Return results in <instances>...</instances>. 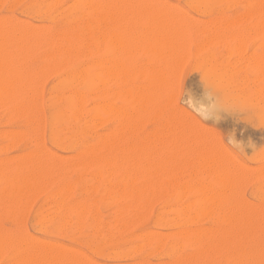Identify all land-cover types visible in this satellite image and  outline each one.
<instances>
[{
    "label": "rangeland",
    "instance_id": "1",
    "mask_svg": "<svg viewBox=\"0 0 264 264\" xmlns=\"http://www.w3.org/2000/svg\"><path fill=\"white\" fill-rule=\"evenodd\" d=\"M44 1H46V2H44ZM53 1H54V3L52 4ZM106 1H107V4H106L107 14L110 16H113V21H114V18L118 19L119 17L124 16V15L127 16V18H125V19H128L127 21L131 20L128 17L129 15H130V18H131V16H135V15L137 16L138 15V16L142 17L144 20H149V19H151V13H152V15L156 16V18L161 17V18H164L165 20H167V18H169V20L172 19V22H174V21H175V23L177 22L180 26H178V28L176 27L177 28L176 32L178 33V35L181 34L180 37H182V35L184 36V39H181V38L179 39V37H178V39L174 38V40L184 41L181 44L182 49H183V51H182L183 56L180 57V55H179L180 59L178 58V56H175L176 52L178 53V51H176V50H178V48L174 47V48H177V49H175V53H174V51H172L174 56L179 59V61H177L178 59L176 60L177 61L176 64L173 62V59H176V58L172 57L173 58L172 59L170 57V56H173V55L169 54V53L172 54L171 49H170V52L167 53L169 55V58L167 57V54L166 55L164 54L165 59L166 60L168 59L167 60L168 62L164 61L165 64H169L170 58L172 59L171 62H173L175 64L174 66H171V64H173V63L168 65V66H171L170 70L168 68H166L167 66L163 63V61L161 62V63H163V65H161V64L160 65L164 69H161L162 67L159 69V67H160L159 55H160V58L163 57L161 55L162 53L158 54V56L157 55L155 56V57H158L157 59H154L155 61L158 60L157 61L158 72H159V70H163V72L162 71H160V72H162V74H164L163 75L164 78H163L161 76L162 74L160 73L161 75H159V73H158V75L161 76V78H162V80H161V78H159L162 81V83H161V81L159 80V83L163 84V82H164L165 85L164 84H163V86L161 85L162 87L159 86L160 84L154 85V83H156L157 80L155 82L153 81L154 79L151 80V81H153V85L155 87H157L158 90L155 87H153L152 84L151 85L153 87L152 88L153 90L150 87L151 85L149 86L150 90L149 89L148 90H149L150 94H151V90L154 93L156 92L155 94L152 93V96L150 95L151 100H153V101L149 100L150 97H148L147 100H145L144 102L142 101L144 103V105L141 102V105L139 107L141 108L142 105H143V107L141 109L139 108L140 111L137 114L133 113L131 111L132 110L131 104L129 106L126 105V107H125V104H129V103H128V101H126L127 103L124 102L125 99L122 101V99H123L122 97L126 98L125 97L126 95L125 96L122 95V92H121L123 90L122 85L124 86V88L125 87L134 88L133 85L137 83L136 81H138L139 83L134 85L135 87L140 84V81L142 83V80L144 82L146 80V82H147L150 78L151 79L152 78L157 79V77H151L150 76L151 72H148V70H150L151 68H149L148 70H145L148 72V75L150 74L149 75L150 77L149 78L145 77V75H147L145 73H147V72L144 71V67H146V65L153 63L152 61H150V58H148V56H150V54H152V53L147 54L146 52L148 50L145 51L146 48H144V46H141L144 48V49L143 48L141 49V47H140L141 44H138V46H139L138 48L136 45V49H135V47H133L134 48L133 49L132 45L133 44L135 45L137 43L135 41V38H133V41H135L136 43L133 41H130L132 39L131 35H133L134 33L131 32L130 33L131 35H129V33L126 30H124V32L125 33L127 32L128 34H124V32H123V34H124L123 37L127 36V38H129L128 37V35H129L131 38V39L129 38L130 39L129 41L133 42V44L131 45L129 43V41L127 40L129 45L131 46L130 51L131 52L135 51V53L130 52L132 54V57L130 60L128 59L129 67H132L134 65L137 69H140L143 67L142 68L143 73H142V70L140 69L142 76H141L140 72L137 75L131 74V72L133 73V72L137 71L135 69V67H133L132 69L126 68L128 70H131V71H129V73L131 75L129 73L123 71V70H126L124 68L122 71L120 70V69H122V67H124L125 64H127V61L124 62V58H126L128 56L127 52H128V49L130 47L129 46H128L129 48L123 47V50L121 48L122 51H124V52L126 51L125 53L123 52L126 56L124 54H122L124 56H121V57H120V55L122 52L121 53L116 52L114 50H116L117 48H114L113 51L115 53H113V55L115 56V54H116V56H117V53H118L119 54L118 58L120 57V60H122V61H120L117 58L118 61L124 62V65L122 63H120L123 65L121 68L119 67L120 66V64H119L118 70L121 74L124 72L125 79H124L123 75L119 76V78L121 77V81L118 78H116V76H115V78L112 77L111 78L112 80L116 79V80H113L114 82L116 81L114 83L110 79V77L113 73H111V75H110V73L105 72V75L107 76V81L105 82L102 79L103 74H101V73L99 74V71H98L99 69L95 66L98 64L96 61H97V58L100 57V55H101V57L103 55V57L106 58L105 56H107V55H105V54H107V50H106L105 54L103 53V50L105 51V49H106L105 47H104V49L101 46H100L101 49L98 48L99 50L102 51V53L99 50H95V49H97V42H99V41L95 40V42H94V39H93L91 45H92V47H96V48L93 49L89 45L91 40H92L91 38L93 36L87 35L85 37L84 36L85 34H82L83 29H80V25H83L86 27L87 25H89L86 23H89V22L91 23L94 20H95L94 21L95 24L99 22L98 21L99 18L97 19V16L99 17V15L102 14L101 13L102 9H100L99 6H102L103 4L105 5V3H104L105 0H100V1L99 0H86V1L84 0L85 3L83 2V0H16V1L15 0H0V22L2 23V26H3V27L2 26H0V27H2L3 30L6 29V27H7L6 30L8 31V33L6 31V34H5V32H4L5 30L3 31L1 28V31L4 32L2 34H4V36L7 35V39H6V36L4 37L2 34H0L1 37L2 36L4 37V38L2 37V39H4V40H2V39H0V40L2 42L6 41V40L8 42H10V40L12 39L10 42L11 45H13V43L15 44V42L17 43L19 41L21 43V45H19L17 43L19 45V48H17L18 45H17V47L15 45L14 46L10 45V47H9V45H8L9 43L7 41L5 42L6 44L2 43L0 41L2 43L1 44L2 46L4 44L3 48L5 47L7 49V52H5L6 49L2 48L4 53L5 54L8 52L10 53V55H8L9 53L4 55V57L8 55L9 57H7V58H9V60H10V64H8L10 66L7 65L9 72L8 71L7 72L10 73L12 71V70H10V68L12 69L13 67H15L13 69V72H11V73H13V74L18 73V75L16 74V76H18L19 78H20L19 75L22 76L24 74L23 76L26 78L25 79L22 76V78L19 79L20 80V82H19L18 78L15 77V74H14V78L17 81L12 77L11 73L9 76V74L7 75V72L5 73L4 70L2 71L7 76L12 77L11 81H13V79H14V82H16V83L12 82L11 83L12 86H15L17 83H20V85L19 84L16 85V87L18 86L17 88L15 87L16 90L15 89L10 90L11 94H12L10 97L14 101L11 99L10 100L13 102L9 103L10 100H8V98H10V97L8 96V98H7V94L10 95L9 91H8V93L5 92L6 93L5 96L7 99L4 101V104L2 102H0V177L2 179L5 177V180L4 179L2 180L0 178V264H10V263L11 264H13V263L14 264H24V261H25V264H35V263L36 264H40V263L41 264H47V259H48V264H51L52 262H53L52 264H56V263L60 264L61 261H64L61 264H65V260H67L66 263H69V262L72 263L73 260L75 261L76 257L79 258L77 260H80L79 261L80 263L74 262V264H84V262L87 264H178V262H177L178 259L180 260L181 264H185V261H186V264H193L192 262H194V264H203L204 262L207 263V261L210 258L211 259L208 262L209 264H227L228 262H229V264L230 263L236 264V262L238 260H239L238 263H240V261H241V264H242L243 262L245 263V258L248 260V262H246L247 264L248 263L249 264H264V244H263L264 243V177H263L264 171H263V173L261 172L262 168L264 169V166H263L264 165V102H262V101H264V58H263L264 57L263 56L264 55V28L262 29L259 25H255L256 21L258 22V20H260L262 17V16L260 17V15L262 14V10L264 8L263 7L264 6V0H261V1L259 0V4H258V0H220V1L218 0L219 2L217 0H215V1L209 0L207 3L210 6H208L207 3H205V1H202V0H193V1H191V0H140V1L139 0H118V1L115 0L116 3L117 2L118 3L115 4L117 6H114L113 8L109 5L110 0H106ZM127 1L128 2L129 1L130 2L135 1L134 4L135 5L137 4V7L135 8V5L133 4V2H132V6L134 8L132 6H127V3H126ZM137 1L140 3L141 2L143 3L141 10H137V8L139 6H141V5H139V3H136ZM189 2H191V3H189ZM193 2H194V4H192ZM196 2L197 3L199 2V4H197ZM213 2H217V3L213 4ZM70 3H73V4L70 5ZM74 3H75V5H74ZM114 3L115 2L112 0V4H114ZM251 3H253V5ZM261 3L263 5H261ZM85 4H86L87 8L88 7L90 8L91 7L90 5L92 4V6H93V8L91 7L92 16H91V12H88V9H86ZM200 4H204V5L202 6ZM254 4H256V5H254ZM79 5H80V7H79ZM95 5H97L98 7ZM130 5H131V3H130ZM206 6H208V7H206ZM258 6H259V10H258ZM83 7L86 9V10L84 9V12H83L84 14L82 13ZM96 7H97V9L95 10ZM254 7L257 9V11L259 13L261 11L260 15ZM42 8H44V10ZM58 8H60V10H58ZM251 8H252V10H250ZM260 8H262V9L260 10ZM91 9H89V11ZM151 9H153L154 11H155V9H156V11L159 9V11L158 12L155 11L156 13H154L155 14L154 15L153 11L151 12ZM253 9L258 13L256 16H253L254 14H256L255 12L253 13V11H254ZM96 12H97V14H96ZM250 12H252L253 15H251ZM80 13H82V15H80ZM252 16L255 18H253ZM87 18H88V21H87ZM257 18H258V20H257ZM89 19H90V21H89ZM164 19H163V21L165 22ZM160 20L162 21V19H160ZM253 20L255 21V22H253L254 25L252 24ZM107 21L108 20H106V22H105L106 23L105 27L109 28V26L107 25L109 23ZM260 22H262V21H260ZM30 23H32L31 24L32 28L35 27V30L41 26V28L36 30V33L38 32L37 34L35 33V31L33 32V34L34 33L36 34L35 39H34L35 43L32 41L33 38H31V39L29 38V37L34 36V35H32V31L31 32L29 31ZM168 24L166 23V25H168ZM25 25L26 26L29 25L28 26L29 28L26 27ZM78 25H79V27H78ZM21 26L22 27L25 26L26 28H28V31L32 36L31 35L29 36V34L24 35L26 33V32H24L25 28H23L22 30H18V28L21 29ZM168 26H167V28H168ZM173 26H177V25H172L169 27H172L171 29L174 28L173 30H175V27H173ZM32 28H30V30ZM108 28H107V30H109ZM41 29H43V30H41ZM9 30H10V33H9ZM32 30H34V29H32ZM77 30L80 33H78ZM132 30H134V28ZM168 31H170V30H168ZM168 31L166 29L165 32L167 33ZM19 32H21V33L18 34ZM39 32L42 33L43 35L42 34L40 35ZM68 32H69V34H68ZM12 33H13L14 37H15V35H16V37L19 36L18 38L21 37L22 41L20 39H16V37L14 38L12 36ZM44 34H46V36ZM58 34H60V35H58ZM79 34H80V36H79ZM168 34H171V33H168ZM38 35L40 36L39 38H38ZM62 36L64 37V39ZM81 36L82 37L84 36L85 38L84 37L81 38ZM24 37H26V39L28 40L29 43L27 42V40H24L25 42L23 41ZM45 37H47V40ZM79 37L81 38V41L84 43H87V41H88L89 44L85 45L87 47L89 46L88 48H86L84 45H82V48H80V45L82 44V42L79 40L80 39ZM134 37H135V34H134ZM36 38H37V40H36ZM65 39H66V41H65ZM84 39L86 40V42L84 41ZM17 40H19V41H17ZM57 41H58V44H60V45L57 44ZM53 42H54V44H53ZM25 43H26V46H25ZM33 43H34V45H33ZM23 44L26 48H23L24 47ZM35 44L37 45V47ZM65 44H66L67 48H64V52L67 51V52L71 53L73 57L70 54H66V53H65V55H63L64 54L63 47H66ZM69 45L73 46V48L72 47L68 48ZM125 45L127 46V44H125ZM27 46L28 47L30 46V47L28 48ZM47 46H48V48H47ZM56 46H58L57 49H56ZM61 46H62V48H61ZM171 46H174L173 43L171 44ZM15 47H16V50H15ZM51 47H52V51H51ZM53 47L56 51L53 49ZM83 47H85L86 50ZM10 48L13 49V50H11L12 53L10 52ZM27 48L30 51H28ZM78 48L80 49V51H78L79 50ZM21 49H24L25 52ZM65 49H68V50H65ZM70 49H72V51ZM74 49H76V51L78 53L76 51H74ZM81 49H83L84 51H87L86 52L87 56L85 58H83L85 54H83V55L81 54V53H84V51L83 50L81 51ZM92 49L95 50V52H97V53L94 54ZM125 49H127V50H125ZM14 50H15V52H13ZM21 51H23L22 54H18L19 52L21 53ZM118 51H120V50L118 49ZM179 51H180V49H179ZM16 52H18V53H16ZM99 52H100V54H99ZM165 52H166V50H165ZM109 53H110V51H109ZM11 54L16 55L15 58L13 56V58L16 60L11 59L12 58ZM128 54H129V52H128ZM44 55H46L45 59L43 58ZM49 55H51L52 57ZM113 55H112V57H113ZM21 56H23L22 57L23 59L21 58V60H20ZM74 56H75V58H74ZM108 56H109V54H108ZM108 56H107V58H108ZM116 56L114 57V59L116 58ZM16 57L19 59L17 60ZM129 57H130V54H129ZM164 57H163V59H164ZM93 58L94 59L96 58L95 63H97V64H95L93 62L94 61ZM99 59L101 60V58H99ZM58 60H60V61H58ZM126 60H127V58H126ZM151 60H153L152 57H151ZM6 61L9 63L8 59H6ZM148 61H150V62L148 63ZM16 62H19V63H16ZM88 63H90V64L94 63L95 66L93 65V67H95V68H93L92 65L91 66L85 65ZM154 63H156V62H154ZM14 64H16V65H14ZM47 64L50 66L48 67ZM131 64H132V66H131ZM21 65H23V66H21ZM4 66H6V65H4ZM7 66H6V68H7ZM53 66H54V68H53ZM58 66H60V67H58ZM151 66H152V64H151ZM154 66L156 69L157 65H154ZM152 68H153V66H152ZM93 69L94 70L98 69V70H96V74H93L96 77L95 79H99L98 82L96 81L97 82L96 86H97V84L99 85L96 89H94L95 86H92L91 88H89L90 85L94 84L95 82H93L92 84H89L87 87V86H84V81H82L79 77V75H81L83 72H85V71L90 72ZM167 69L169 70V72L167 71ZM5 70H7V69H5ZM77 71L78 72L80 71L79 75H78ZM97 71H98L99 75L97 74ZM92 73H95V72H91L90 76L92 75ZM125 73L127 76L125 75ZM76 74L78 75V77L76 76L77 78L76 77L74 78V76ZM114 74H113V76H114ZM27 75H29V76H27ZM108 75L110 76L109 79H108ZM116 75H118V74H116ZM129 75H130V77H129ZM134 75L137 76V77H135V79L133 78ZM155 75H156V73H155ZM97 76H99V78ZM104 76H103V78H105ZM27 77H28V79H27ZM62 77H66V78L63 79ZM127 77H129V79ZM67 78H68V80H67ZM126 78L129 82L131 81L132 83L131 82H130V84H129V82L126 83V81H127ZM137 78H139V79L136 80ZM144 78H146V79H144ZM100 79H102L106 84L104 83V85H103L102 80H100ZM122 79H124V82ZM62 80H64L63 81L64 83L62 82ZM79 80H81V81H79ZM118 80L120 81V83H124L121 85V87L119 85V82H117ZM134 80H135V82H134ZM23 81H24V84H23ZM151 81H150V83H152ZM146 82L144 84L142 83L143 84L142 86H144V85L146 86ZM100 85H102L103 87ZM147 85H148V82H147ZM20 86H23V87H21L22 88L21 91H20V89H21ZM31 86H32V88H31ZM33 86H34V88H33ZM85 87H87V88H85ZM100 87H102V88H100ZM119 87L121 88V90ZM146 87H148V86H146ZM23 88L25 90H23ZM88 88L90 90L93 89V92L88 91ZM159 88H161V89H159ZM126 89L127 88H125L123 90V93L125 92ZM94 90H95V92H94ZM98 90L99 91L104 90L103 92H105V91L106 92L105 93L98 92L99 93L98 94L97 93ZM58 91H60V92H58ZM119 91L121 92L120 94L122 97L120 95H118ZM15 92L16 93L19 92L20 94L16 95ZM116 92H117V94H116ZM128 92L130 93L129 89H128ZM114 93H115V95H114L115 97L113 96ZM94 94H95V96H94ZM97 94L100 96H97ZM14 95L16 96V97H14L15 99L12 98V96H14ZM111 95H112V97H110ZM0 97H1V101H3L4 98H2L1 95H0ZM66 97H67V100H69L68 97L71 99H74V100L76 99L75 100L76 106L73 107L74 110H73V108L70 109L68 107V105H67L68 101L66 100ZM79 97H80V99H79ZM93 97H95V98L93 99ZM108 97L110 99L111 98L112 99L109 101ZM106 98L108 99L110 104H112V106L114 104V106H113L114 108H117V109H115V112H116V110H119V108L121 109V107H122V111L125 112V110H124V108H125L126 109V112L124 113L125 115L120 116L119 112L114 113L113 107H111V108H113V109H111V110H113L112 111L113 113L111 112L112 114H114L113 116H111V113H109L110 111L107 112L110 116L106 115L105 112H104L105 114L103 112H101L100 114L96 115L95 110L98 107V105H100L98 103L105 102ZM97 99L99 101L98 103H97ZM99 99H104V100H102V102H101V100H99ZM79 100H80V102H78ZM108 101H107V103H108ZM147 101L150 102V104H149L150 106L147 104V103H149ZM82 102H83V104H82ZM96 103L98 104L97 107L96 106L92 107V105H95ZM58 105H60V106H58ZM110 106H109V108H110ZM78 108H79V110H78ZM91 108H93V109H91ZM128 108H129V110H128ZM149 108H151V109H149ZM156 109H158L157 111H160V113H158V112L156 113L155 112ZM10 110H12V111L10 112ZM45 110L47 112H45ZM71 110H72V112H71ZM152 110H153V112H152ZM13 111H14V114H12ZM21 111H22V114H21ZM119 111L122 113L121 110H119ZM128 111H129V113H128ZM149 111H150V113H148ZM53 112L55 115H53ZM57 112H58V114H60L61 112L62 113L60 115H58ZM130 112L132 113L133 117H132V115H130ZM140 112L141 113L143 112L142 115ZM44 113L45 114L47 113V115H45ZM76 113H77V115H76ZM82 113H84V114L82 115ZM90 113H92L93 116H90V115H92ZM154 113H156V114H154ZM50 114H52L53 116H51ZM94 114L96 115L95 116L96 118L94 117ZM127 114H129L131 116V118H130V116H126ZM153 114H154L155 118H153ZM168 115H169V117H168ZM87 116H89V118ZM104 116H106V118H104ZM125 116L128 117L130 119V121ZM151 116H152V118H151ZM165 116H167V117H165ZM71 117H74V118H71ZM90 117H92V119L94 118V120L96 119L95 120L96 122L94 121L95 124L91 123L93 120L90 119ZM97 117L101 118L102 120L104 119V120L100 121L97 119ZM119 117H122V120L125 117L124 123H123V121L120 120L121 118H119ZM149 118L153 119V120L151 121ZM89 120L90 121L92 120V121L89 122ZM118 120H120L123 124L121 122H118ZM133 120H134V122H133ZM97 121L102 123V124L98 123ZM131 121H132V123H131ZM135 121H137V123ZM54 122H57V123H54ZM85 122H86V124H84ZM161 122H164L165 124H163ZM130 124L131 125L133 124L134 126L131 127ZM39 125L42 128H40ZM121 125H123V126H121ZM162 125H163V127H162ZM45 126L47 127V129ZM117 126H119L118 128H120L119 131L116 130V129H118ZM52 127H53V129H52ZM60 127H61V130H60ZM136 127H138V128H136ZM164 127H165V129H164ZM151 128H153L154 130ZM48 129H49V131H48ZM156 129H158V130H156ZM166 129H168V130L165 131ZM39 130H41L42 132L40 133ZM58 130H60V131H58ZM170 130H172V131H170ZM116 131L119 132L121 137L117 136L119 134L116 133ZM161 132L164 133L165 138H164L163 134H159ZM193 133H194V135H191ZM37 134L41 135V136H38ZM158 134L161 136V138L157 137ZM54 135H55V137H54ZM101 135H103V136H101ZM152 135H154V136H152ZM167 135H168V137H167ZM169 136H170V138H169ZM202 136L207 137V138L204 137L206 140L204 138L202 139ZM38 137H40L42 139L41 142H40V138L38 139ZM102 137L106 138V139L104 142L100 143L99 141H101ZM117 137L120 141L117 139ZM178 137H180V139ZM109 138L112 141H110ZM114 138L116 140H114ZM120 138H122V139H120ZM145 138L146 139L148 138V139L146 140ZM154 138L155 139L157 138V142L158 141L160 142L159 144H162L164 142L160 147L161 149H158V147L160 145H157V147L155 146L156 140H154ZM67 139L69 140V142ZM161 139H162V143H161ZM166 139L169 140L167 142H170V143L175 142L176 143V144L174 143L175 146H174V144H172V150H171V147H170V149L165 148L167 146L166 144H168V147L170 146L169 143L166 142ZM197 139L200 141H198ZM138 140L140 141V143L142 142L141 143L142 147L140 146V143H138L139 142ZM81 141H83V142H81ZM117 141H119V142H117ZM146 141H147V143H146ZM152 141H154V142H152ZM197 141H198V144L201 143L200 144L201 146L197 145V143H196ZM206 141H208L207 144H206ZM38 142H40L41 144ZM95 142H97V144L99 142V144H98L99 146ZM109 142L110 143L113 142L111 144L112 146L110 145ZM128 142L129 143L131 142L132 144L130 143V145H128L129 144ZM143 142L145 143V146H143L144 145ZM151 142H152V146H149L151 144ZM192 142H193V146L195 149L193 154L194 153L196 154L197 150H201V149L204 150V148H205V150H209V151H210V148L212 150L213 149L216 150V148H217V150L220 149L222 151V154L224 153L225 156L224 157L222 156L221 152H219L220 150L218 151L219 154H218V152L213 150V153H212L213 155L215 152V154L217 153V155H219V158L223 157L222 160L225 159L224 161H227L229 159V155L231 154V158L233 156L232 160L237 159L238 162H236V160H235L236 163H239V164L243 163V166H242L243 169H242L241 165L233 164L234 166L239 165V169H240L239 172H241V170L243 171L245 169H248L251 172L250 173L248 171L249 174L248 173L246 174L245 172L247 170L245 172L243 171L244 177H242L243 174L241 173L240 174L241 178H240V175L238 173L237 177L239 179H242L241 181L238 179L241 182V184H239V182H236V183H238V186H237V184L234 181L229 186L230 188L227 187L229 189H224V195H222L223 198L221 199V201L216 203L214 206H210V207L206 204L207 211H205L206 209H203V208H205L204 207L205 205H203L201 203V199H197V197L199 198V196L202 197L200 195V193L202 194L204 191L201 190V192H199L200 189L199 188L195 189L198 187V186L197 187H195V186L199 185V180H200V184H202V182H203V184L205 186L209 185L210 187H212L213 186L212 185L213 176L211 175V173L209 174V172H208L209 176H207V173L204 174L206 171L203 173V172H197L194 170H193V172H191L190 170H187L193 164L195 165L197 162V160H195L193 162L194 158L196 159L197 156L195 154L192 155V153H191V150H194V149H192L193 148V146L191 145ZM203 142H205V143H203ZM104 143L107 144L108 146L105 145ZM123 143H125V144H123ZM133 143H134V145H133ZM153 143H154V145H153ZM212 143H213V145H212ZM95 144H96V146H95ZM114 144H115V146H114ZM116 144H118L117 148H116ZM119 144H122V145L120 146ZM177 144L179 147L178 149H180V145L184 149H187V150L183 149L185 152L184 154H186L184 156H186V157H184L182 159H186V161L188 160V162H189V165L187 166L188 168L185 166L186 161L183 162L180 158L181 156H183L182 148L180 149L181 152L176 151V149H177L176 145ZM208 144L211 147L208 146ZM104 145L107 148H105ZM124 145H126V146L128 145L127 147L130 151L126 150L127 147ZM131 145L134 147L136 145H138L137 146L138 148L137 147L136 148L138 150L140 149L139 152H141V151L144 152L143 154L141 152L142 156L140 155L139 152H138L139 153V155H138V153L135 152V150L137 151V149L132 147ZM205 145L208 148L209 147L210 148L208 149ZM216 145H217V147H216ZM68 146H69V148H68ZM103 146H104V148H103ZM162 146H165V147H162ZM197 146L199 149L196 150L195 147H197ZM202 146H204V148ZM130 147H132V148H130ZM143 147L148 148V149H146V151H145V149ZM150 147L151 148L153 147V148L151 149ZM155 147H156V149H155ZM190 147H191V149H190ZM26 148H28V149H26ZM114 148H115V150H112ZM133 148H134V150H133ZM162 148H164L163 149L164 152H166V150H168L166 152L167 155H169L168 156L169 158H167V160L170 158H173V156H175V152L176 153L178 152L180 155L177 153L178 156H175L176 158L175 157L173 158L174 162L172 161L173 159L168 160V161L165 159L166 161H163V160H161V158L163 156L162 157H160V156L164 152L159 155V152L162 150ZM34 149H35V152H34ZM45 149H46V151H45ZM84 149H86L87 151L86 150L84 151ZM42 150H43V152L45 151V153H43ZM155 150H157V151H155ZM188 150L190 151V154H189ZM212 150L210 151V153L212 152ZM77 151H79V152H77ZM100 151L102 152L101 154L104 155V157L102 156L101 158H99L101 156V154H99ZM110 151L112 153H113V151H114V153H115V151L123 152L122 154H120L118 152L120 156H116V155H118L116 153L113 154V155H115L114 157H116V158H119V157L123 158L124 154L126 153V156H127V152H128V154H129L128 157L125 156L126 157L125 160L128 162H126L125 165H121V164L118 165V163H117L118 167L115 168L116 169L115 170L113 168L114 167L113 165H115L114 162L116 161V162L124 163L125 160H123L124 162H122V159H118V161H117V159L116 160L113 159L112 154L110 155V153H111ZM150 151H152V152L150 153ZM171 151H174V152H172L173 156L171 154ZM32 152H33V155L36 153L35 155H37V156L36 157L34 156V157L35 158L38 157L37 162H38V160H39V162H40V160L41 161L45 160V161H42V164H43V162L47 161L46 162L47 167H45L46 169H43L44 167L41 164V162L39 163V170H40V165H41L42 166L41 170H45L47 172V174L45 172L44 175H47V180H48V178L50 180H48L49 181L48 182L46 180V176H43V174H40L41 170L39 172L37 169V171L40 174L39 175V174L34 172L35 170L32 171L35 173L34 174L31 172V169L30 170L28 169L30 171V173L35 175V176L32 175L34 178H36V177L38 178V175H39L40 177H42L41 182L43 183V185L44 184H47V185L44 187H43V185L41 187L39 185L37 188V183H36L35 185H36L37 189L31 188V186L28 185V188H24V189L26 190V192L30 191V189L32 191H30L26 194L23 193L25 195L21 194L22 193L21 190H24V189L19 190L20 187L18 186V189H16V188L15 189L21 191V193L19 192L21 194V197L19 198L20 194H19V196H17L20 199V201H18L19 199L18 200L15 199L16 201L12 200L13 197L15 198L16 196L13 195L14 194L13 192H15V191H14V188L12 189V187H10L11 186L10 184L13 183L12 185H14V183H20V182H17V180H16V177L18 178L17 174L21 173L20 175L18 174L19 177H21L22 173L24 174V172L27 170L26 169L24 171V168L26 166L30 165L28 163L31 162V166H32L33 162L30 160H31V158L33 160H35V158L32 157L33 156ZM48 152H50V153H48ZM129 152H131V153H129ZM134 152H135V154L137 153L136 154L137 157H136V159H133V158L132 159H133V161L137 160L138 163L140 162V164H138V163L136 164L137 161L136 162L135 161L134 162L129 161V160H132V159H130V154L132 157ZM146 152L150 153V155H148V153H146ZM155 152H157V153H155ZM186 152H188V153H186ZM23 153H24V155H22V156H24V158L21 157V154H23ZM25 153H26L27 157H25L26 156ZM51 153H52V155L50 156ZM104 153H106V154H104ZM226 153L229 155L227 156ZM48 154H49V156H48ZM97 154H98V156H97ZM151 154H153L154 156H152ZM29 155H30V157H29ZM94 155L97 156L98 158L95 157ZM145 155H148L151 159ZM163 155L165 157H167L166 154H163ZM107 156L108 157L112 156V157H110V160L109 159H107V160L113 161L112 162L113 165L110 162L106 161V162H108V165H107L108 168L105 167L106 162L105 161L103 162V159L105 160L106 159L105 157H107ZM139 156H141V157H139ZM226 156L228 157V159L226 158ZM44 157L47 159H45ZM142 157L143 158L145 157V159L146 158L147 159L146 160L142 159ZM156 157L160 161L158 159H156ZM177 157L180 159H178ZM26 158L27 159L29 158V162L27 163V165H25L26 161H23ZM93 158H94V160H93ZM231 158H230V160H231ZM89 159H90V161H89ZM97 159L100 161V162L97 161L98 164L96 162L94 163V161H96ZM175 159H177V160H175ZM15 160L17 162L19 161V163L15 164L14 163V162H16ZM20 160H22L23 162L21 161L22 163H20ZM74 160L77 162H75ZM101 160H102V164L104 163L103 164L104 166L102 164H100ZM119 160H121V161H119ZM180 160L184 164L183 166L182 165L180 166V163H181V162H179ZM171 161H172V164H171ZM176 161H177V164L179 163L178 167H176V165H177ZM11 162H13V165ZM129 162L131 164H134V165L136 164V166L133 165V168H131L132 167L131 164L130 165L127 164ZM141 162L148 164L151 168H149V166L146 164H145V168H144V166H141ZM227 162H229V161H227ZM35 163H36V160H35ZM75 163H77V164H75ZM79 163L80 164L82 163L81 165L83 166V168L81 167V165ZM144 163H142V164L144 165ZM18 164H20V166H18ZM23 165H24V168H23ZM72 165H73V167H70ZM117 165H115V166H117ZM172 165H174V166H172ZM229 165L233 166L231 162H229ZM244 165L246 166L245 169H244ZM15 166H16V168H15ZM31 166H29V167L32 169H36L35 166L34 167H31ZM48 166L51 168V170H50V168L48 169L49 172L47 171ZM62 166L65 167V168L64 167L62 168L63 170L61 169ZM101 166H102V169H103V167L106 168L107 172L105 171L106 169L102 170ZM121 166L124 167L123 171H122ZM126 166H127V168H126ZM157 166H160L163 171L165 170V172L161 171L160 167H157ZM171 166H172V168H171ZM261 166H263V167H261ZM173 167H175V168H173ZM181 167L182 168L184 167V168L181 169ZM21 168H23V169H21ZM110 168L112 169L111 172L113 171L112 174L109 170ZM136 168H137V170H135ZM152 168H154L155 170H156V168L159 169L158 171H160V172L158 174L160 176H157L158 175L157 172L154 171L156 173V177H159V178H154V179H157V181L156 180H153V181L150 180V182L148 184H146L147 186H145L144 179L146 181V179L149 178V177L146 178V176H147L146 173H148L151 177L152 176L154 177V174H153L154 169H152ZM166 168H168V169H166ZM258 168H259V170L261 168L260 172L262 173V175L259 172ZM68 169H70V170H68ZM93 169H95V170H93ZM117 169H119L120 171L119 170L117 171ZM146 169H148V172ZM175 169L178 170L179 172L181 170L183 171V172H181V174L183 173L184 179H183V176L180 173L178 174L177 173L178 171L176 172ZM55 170H56V173H55ZM57 170H60V172H58ZM101 170H102V172H101ZM125 170L128 173H126ZM151 170H152V173L151 172L149 173V171H151ZM166 170H169L171 173H169V171H166ZM171 170L172 171L174 170L177 174H175V172H172ZM108 171L110 172L109 174H108ZM130 171H132V173ZM140 171L142 174H140ZM188 171L191 172L190 176L188 175L189 174ZM257 171L260 173V174H258V176L261 175L260 178H257V177L255 178L253 176L254 173H257ZM42 172H44V171H42ZM105 172L109 175V176L108 175L106 176L107 177L106 179H105V175H106ZM121 172H124L123 173L124 178H122ZM133 172L135 173L134 178L132 176ZM136 172H138V173H136ZM161 172H163V174ZM194 172L197 174H195ZM252 172H253V174H252ZM28 173L29 172L26 171L25 174L27 175ZM104 173H105V175H104ZM172 173L174 175H172ZM184 173H186L188 176ZM193 173H194V175H193ZM198 173H201V174L198 175ZM144 174L146 176H144ZM161 174L163 176L168 175V174H170V175H168V177L165 176V178H163V176L161 177ZM245 174H246V176L251 174L250 175L251 177H249V176L245 177ZM12 175L15 177L14 178L15 180L13 179ZM85 175H88V176H85ZM175 175H177V176L179 175L178 176L179 178ZM27 176H30V174H28ZM117 176H120V177H118V179H117ZM130 176H131V178H130ZM140 176H143V177H140ZM186 176H187V178H186ZM203 176L205 177V181H203V179H204ZM256 176H257V174H256ZM10 177H12V178L10 179ZM112 177H113V179H112ZM172 177L174 179L176 178L175 180L173 179L174 183H172L173 182L171 180ZM198 177H199V179H198ZM31 178L32 177H30L29 183L33 185V183H31L32 182ZM34 178H32V179L34 180ZM37 178L35 179V181H37V182L39 181L38 184H40L41 182ZM97 178H98V180H97ZM141 178H144V179H141ZM210 178L212 180H210ZM246 178H247V180L249 178L248 182L245 181ZM12 179H13V182L11 181ZM102 179H104V181H102ZM177 179H178V181L176 183ZM179 179L182 180L183 183ZM193 179L194 180L196 179V180L194 181ZM9 180H10V182H9ZM20 180H21V178L19 179V181ZM22 180H24V179L22 178ZM100 180H101V182H100ZM124 180L125 181L128 180L130 182L126 181V183H125ZM165 180H168V182ZM187 180L190 181V184L192 186H190V184L188 183ZM191 180H192V182H191ZM238 180H236V181H238ZM5 181H7V182H5ZM45 181L47 183H45ZM138 181H141L142 184L138 183ZM155 181H156V183H158L157 185L152 183ZM162 181L164 182V184L162 183ZM185 181L187 183V186H186ZM193 181L195 183H198V184L193 185L194 184ZM242 181H245V182L243 183ZM24 182H26V184H27V181H24ZM24 182L23 183L21 182V185L22 184L24 185ZM104 182H107L109 184H107V183L105 184ZM143 182H144V184H143ZM147 182H148V180L146 181V183ZM2 183L6 184L7 186L2 184ZM101 183H102V185H100ZM137 183L140 184L139 188L136 187L138 185ZM184 183H185V185H183ZM208 183H211V184H208ZM174 184L175 185L179 184L181 186L178 185L179 186V188H178L176 185V188H175ZM244 184H245V187H244ZM17 185H20V184H17ZM128 185L129 186L131 185L130 186L131 188H129ZM134 185L136 188H134ZM233 185H235L236 187H234ZM256 185L261 186L262 188H260ZM24 186H22L21 188H23ZM65 186L66 187L68 186V189H66ZM113 186H115V187H113ZM125 186H126V188H125ZM140 186H142V187L145 186V188H142ZM239 186H241V187H239ZM181 187H182V189H181ZM193 187H195V188H193ZM210 187L208 188V186H207L208 193H211V192L216 191V190L218 191V189L216 187H212V188H210ZM58 188H60V189H58ZM2 189H3V191H2ZM9 189L12 190L11 196H13V197L11 200L9 199L11 196L8 195L9 194L8 192H10ZM53 189H54V191H53ZM137 189H139L140 191L139 190L137 191ZM143 189H144V192H143ZM150 189L151 190L153 189V191H151ZM230 189H231V191H230ZM235 189L237 191H235ZM33 190H36L37 193H35V191H33ZM115 190L119 191L120 193L116 192ZM134 190H136V191H134ZM195 190H196V192L198 190V192H197L198 194L197 193L195 194ZM207 190H206V192H207ZM102 191H104L103 192L104 194L102 193ZM105 191H106V193H105ZM128 191H130V192H128ZM23 192H25V191H23ZM121 192H124V193H121ZM138 192L140 195L138 194ZM151 192H152V194H151ZM230 192L232 195L230 194ZM235 193H237V195ZM5 194L8 196H6ZM17 194H18V192H17ZM132 194H133V196H134V194H137L136 195L137 197L134 196V198H133ZM65 195H66V197L64 198ZM130 196H132V197H130ZM231 196H232V198H231ZM1 200L2 201L4 200V202H2ZM9 200H10V202H8ZM196 200H198V201H196ZM11 201H13V202L11 203ZM132 201H134V202L132 203ZM137 201H138V203H136ZM198 204H199V207H197ZM200 205H201V207H200ZM194 206H195V208H194ZM207 206L209 208H211L212 210L210 211V209H208ZM19 207H21V208L18 209ZM77 207H78V209H77ZM136 207H139V209ZM196 208L197 209L199 208V209L197 210ZM66 209H67V211H66ZM76 209H77V216L79 218H77V216H76V213H75ZM82 209H83V211H82ZM242 209H244V210H242ZM232 210L235 214L232 213ZM248 210H250V211H248ZM245 211H247V212L245 213ZM219 213L220 214L223 213L226 217L235 216L237 218L236 222H235L236 224L234 223L235 228L233 227V229H235V230L230 228V225H229L230 223H227L228 221H226V220L224 221L225 224H227V225H225L224 222L218 220V217L220 215ZM242 213H243V215H242ZM47 215H48V217H47ZM158 215H159V217H158ZM241 215L243 216L244 220H243V218H241L242 217ZM80 216H82V217H80ZM162 216H163V218H162ZM213 216H215L216 219ZM245 216H247V217H245ZM250 216H254V217L256 216L258 218L251 217L252 219H250ZM38 217L41 219H39ZM92 218H94V219H92ZM33 219H35V220L33 221ZM211 219L212 220L215 219V221L214 220L211 221ZM39 220H41V221H39ZM249 220L254 221L253 224H255V226ZM37 221L39 223H37ZM62 222H64L63 225H62ZM244 222L247 225L249 224L251 227L249 228V226H247V225L245 226ZM51 224L53 225V227ZM159 224H160V226H159ZM256 224H257V226H256ZM224 225L227 228H225ZM235 225L236 226L238 225V226L236 227ZM36 226H38V227L36 228ZM210 227H211V229H210ZM239 227H241V229H239ZM236 228H238L239 230H237ZM242 228L244 231L242 230ZM198 229H199V232H198ZM205 229H210L211 231L207 230V232H206ZM228 229H230V230H228ZM246 229H247V231L250 230L251 233L253 232L252 233L253 235L249 236V234H250L249 232H248V234H246L247 233ZM254 229H256V230H254ZM195 230L198 233H196ZM221 230H223L224 232L222 231V233H221ZM227 230L229 231L228 233H227ZM236 230L240 231V232L237 233ZM194 231H195V234H194ZM204 231H205V233H204ZM225 231L227 234L225 233ZM233 231L239 235H237L236 233L234 234ZM216 232H217V234H215ZM201 233H202V235L204 234V236L200 235ZM207 233H208V235L205 236V234H207ZM223 233H225L227 235V237L225 235V238H224ZM231 233L233 234V237L234 236H237V237L233 238ZM240 233L243 235V237L246 238L245 241L247 243L244 242L243 237H241L243 240H239L240 242H237L239 237L241 236ZM196 234L198 236L197 241L195 238ZM116 235H118V237ZM214 235H216V236L220 235V238H219V236L216 237ZM111 237H113V238H111ZM206 237H208V239L205 240ZM213 237H214V239H213ZM221 237H222V241H221ZM218 238H219V240H218ZM228 238L229 239L232 238L231 241L228 240ZM247 238H248V240H247ZM256 238H257V242H256ZM262 239H263V241H262ZM106 240H107V242H106ZM215 240H216V243H215ZM227 240L231 243L229 244ZM234 240H235V242H233ZM198 241H200L201 243H203V242H205V243L200 244V242H198ZM208 241H211V242L208 243ZM218 241L221 242V243L219 242V245H218ZM226 241L228 244L227 246H226ZM248 241H249V243H248ZM57 243H58V245H60V244L61 245L58 246ZM206 243H207V245L205 246ZM213 243H215V245L217 244V246L219 248L217 246H213L214 245ZM223 243L225 245H223ZM235 243H239V244H235ZM95 244H97L98 246H96ZM249 244L252 245V248ZM201 245L202 246L204 245V247H202ZM63 246H67V250H66V247H63ZM209 246H213V248L210 247L211 251L209 250ZM220 246L222 248H220ZM259 246L261 248H259ZM68 247L69 248L72 247V249H69ZM237 247H240V248H237ZM248 247H250L249 250H247ZM50 248H51V250H50ZM57 248L61 249V250L58 251ZM92 248H94V249H92ZM171 248H172V250H171ZM211 248L214 249V251H216L217 249L218 250H217V252H214V251H212ZM229 248H230V251H229ZM231 248H234V249H231ZM257 248H258V250H257ZM68 249H69V251H68ZM219 249L220 250L223 249V252L221 250L222 253H220ZM224 249L226 251H224ZM40 250H41V252H40ZM44 250L45 251L47 250L46 253H44L45 252ZM48 250H50V251H48ZM53 250L54 251L57 250V252H61L63 250L62 252H64L63 253L64 256H62V252H61L60 254H55V256L57 255V257L55 259V256H53L54 255L53 253H55L56 251L54 252ZM196 250H199V251H196ZM205 250H206V253H208L209 251H210V253L206 254ZM51 252H52V255L49 256V254H51ZM72 252H74V253H72ZM200 252H202L201 255H199ZM213 252L216 255L219 254V257H218V255L217 256L214 255ZM224 252H225V254H224ZM233 252H235L234 253L235 255L232 254ZM255 252H257V253H255ZM203 253H205V254H203ZM243 253H244V255H243ZM28 254H30V255H28ZM43 254L47 255V256L44 255V257H46V258H44L42 256ZM73 254H75L76 256ZM197 254L199 255L198 260H197V256H198ZM226 254H228V256ZM230 254L232 256H230ZM245 254L248 256V258L245 257L246 256ZM26 255H28L29 258L31 257V260L28 259L27 258L28 256L26 257ZM67 255L70 256L69 259H68ZM71 255H72V260L70 259ZM209 255H210V258H209ZM220 255L223 258H221ZM51 256L54 257V261H53ZM58 256H60V257H58ZM61 256H62V258H61ZM211 256L215 257L216 262L212 259ZM229 256L232 259L231 261H229L230 260ZM253 256H254V258H253ZM58 258H61V260H57ZM193 258H194V261H193ZM200 258L205 259L204 262H202V259H200ZM217 258L220 259V262ZM44 259H45V262H44ZM236 259H237V261H236ZM35 260H37V261L40 260V262L38 263ZM221 260H222V262H221ZM249 260H250V262H249ZM34 261H35V263H34ZM49 261H52V262H49ZM58 261H60V262H58ZM226 261H227V263H226ZM180 262H179V264H180Z\"/></svg>",
    "mask_w": 264,
    "mask_h": 264
},
{
    "label": "bare ground",
    "instance_id": "2",
    "mask_svg": "<svg viewBox=\"0 0 264 264\" xmlns=\"http://www.w3.org/2000/svg\"><path fill=\"white\" fill-rule=\"evenodd\" d=\"M15 1H16V0H15ZM85 1H86V0H85ZM99 1H100V0H99ZM113 1L115 2L114 4H112V0H110V2L108 1V2H109V5H110L112 8H113L114 6H117V5H115V4L118 3V2L116 3L115 0H113ZM117 1H118V0H117ZM139 1H140V0H139ZM191 1H193V0H191ZM202 1H205V3H207L209 0H202ZM214 1H215V0H214ZM217 1H218V0H217ZM219 1H220V0H219ZM219 1H218V2H219ZM260 1H261V0H260ZM13 2H14V1H13ZM44 2H46V1H44ZM44 2H43V3H44ZM71 2H72V1H71ZM83 2H84V0H83ZM94 2H95V1H94ZM132 2H133V1H131V2H130V1L128 2V1H127V2H126V3H127V6H132ZM134 2H135V1H134ZM134 2H133V4H134ZM210 2H211V1H210ZM256 2H257V1H256ZM262 2H263V1H262ZM53 3H54V1L52 2V4H53ZM76 3H77V2H76ZM84 3H85V2H84ZM104 3H105V5L103 4L102 6H99L100 9H102L103 12L100 10L102 14L99 15V17L97 16V19L99 18V19H98V21H99L98 23L95 24V23H94L95 20H94L93 22H91L92 24H91L90 22H89V23H86V24H89V25H87L86 27L83 26V25H80V29H83L82 34H85V35H84L85 37H86L87 35H88V36L91 35V36L94 37V38H93V37L91 38L92 40H91L90 44L88 43V41H87V43H84V42L81 41V38H83L84 36H83V37L81 36V38L79 37L80 39H79V38H78V39L82 42V44L80 45V48H82V45L85 46V45H87V44H89V45L92 47L91 43H92L93 39H94V42H95V40H96V41H99V42H97V49H95V50H99L98 48H100V46H101L103 49H104V47H105L106 49H105V51L103 50V53L105 54V53H106V50H107V54H105V55L108 56V54H109L110 57L108 56V58H107V56L104 55V56L106 57V58H104L103 55H102V57H103V58H102L101 55H100V57H98V58H97V61H96L98 64L95 63L96 58H95V59L93 58V60H94L93 62H94L95 64H97L96 66L94 65V63H93V64L88 63V64H85V65H88V66H91V65H92V67H93V65H94L95 67H97L99 70H98V69H96V70L99 71V74H100V73L103 74V75H102V79H103L105 82L107 81V76L105 75V72L110 73V75H111V73H113V74L115 73L114 76H113V74H112L111 77L108 75V79H109V77H110V79H111L112 77L115 78V76H116V78H118V79L121 81V77L119 78V76H120V75H123V77H124V72L121 74V73L119 72L118 68H119V67L121 68V67L124 65V62H125V61H127V64H125L124 67H122V69H120L121 71L123 70V68H124V69H126V68H131V69H132L133 67H135V65L132 66V64H131L132 67H129V64H128V62H129L128 59L130 60L131 57H132V54H131V53H135V51H132V52L130 51V50H131V46L129 45V43L132 45L133 42L136 41L137 43L135 42L136 44H135V45L133 44V45H132V48L135 47V49H136V45H137V48H138V47H139L138 44H141L140 47H141V46H144V48H146L145 51H147V50L149 51V52H148V51L146 52L147 54L152 53V54H150V56H148V58H150V61L153 62V63H151L152 66H153V68H152L151 64H149V65H146V67H144V71H145V70H148L149 68H151L150 70H148V72H151V73H150L151 75H150V74H149V75H150L151 77H157V79H155V78H152V79H151V78H150V79L147 81V82H148V85H147V82H146V80H145V82H146V86H148V87H146L145 85L142 86V85L145 83L143 80H142V83L144 82L143 84H142L141 81H140V84H139L140 86L137 85V86L135 87L134 85H136L137 83H139L138 81H136V82H137L136 84L133 83V84H134V85H133L134 88H132V87H130V86L128 85L131 89L128 88V87H125V88H127V89H126L125 92L123 93V90H124L125 88H124V86H123L122 84H124V83H120L119 80L117 81V82H119L120 87H121V85H122L123 90H122L121 92H122V95H124V96L126 95V96H125L126 98H124V97L121 96V94H120L121 92H120V91L118 92V93H119L118 95H120V96L123 98V99L121 98L122 101L125 99L124 102L128 101V103H129V104H125V107H126V105L129 106V105L131 104V105H132V107H131L132 110H131V109H130V110H131L133 113H136V114H137V113L140 111V109L143 107V105H144L143 102H144L145 100H147L148 97H150L149 100H151L152 93H154V92L152 91V90H153L152 88L155 87L154 85H155V84H157V85L160 84V85H159L160 87H162L163 84L165 85L164 82H163V84H161V83H162V81H161V80H162L161 76L163 77L164 74H162L163 70H159V72H158V69H157V68H158V64H157V61H158V60H156V61L154 60V59H157L158 57H155V56H156V55L158 56V54H161V53H162L161 55L164 57V54L166 55L167 53H169V52H170V49H171V52L174 51V53H175V49H177V48H178V50H176V51H178V53L176 52L175 56H178V58H179V55H180V57L183 56V55H182V51H183V49H182V45H181V44H182L184 41H182V40H180V41H179V40H174V38H175V39H178V37H179V39H180V38H181V39H184V36L182 35V37H180L181 34L178 35V33L176 32V29L178 28V26H180L177 22L175 23L174 20H173L174 22H172V19H170V20H171V21H170L169 18H167L168 21L165 20L164 18H161V17H157V18H156V16H153L152 13H151V19H149V20H144L142 17H140V16H138V15H137V16H136V15H135V16H131V18H130V15H129L128 17H129V19H131V20L127 21L128 19H125V18H127V16L124 15V16L119 17L118 19L114 18V21H113V16L108 15V14H107V11H106V4H107V1L105 0ZM130 3H131V5H130ZM136 3H139V5H141V6H139L140 8L138 7L139 9L137 8V10H141V8H142V6H143V3H142V2L140 3V2H138V1H137ZM189 3H191V2H189ZM196 3H197V2H196ZM196 3H195V4H196ZM214 3L216 4L217 2H213V4H214ZM13 4H14V3H13ZM23 4H24V3H23ZM71 4H73V3H70V5H71ZM95 4H96V3H95ZM128 4H129V5H128ZM192 4H194V2H193ZM197 4H199V2H198ZM210 4H211V3H210ZM251 4L253 5V3H251ZM256 4H257V3H256ZM256 4H254V5H256ZM258 4H259V0H258ZM258 4H257V5H258ZM48 5H49V4H48ZM48 5H47V6H48ZM70 5H69V6H70ZM74 5H75V3H74ZM93 5H94V4H93ZM134 5H135V4H134ZM200 5L203 6L204 4H200ZM207 5H208V3H207ZM261 5H263V4L261 3ZM12 6H13V5H12ZM87 6H88V5H87ZM90 6L93 8L92 4H91ZM95 6H97V5H95ZM208 6H210V5H208ZM208 6H206V7H208ZM212 6H213V5H212ZM22 7H23V6H22ZM79 7H80V5H79ZM79 7H78V8H79ZM85 7H86V4H85ZM91 7H90V8H89V7H88V8L86 7V9H88V12H91V11H92ZM97 7H98V6H97ZM97 7L95 8V10L97 9ZM132 7H133V6H132ZM136 7H137V4L135 5V8H136ZM256 7H257V6H256ZM261 7H262V6H261ZM263 7H264V6H263ZM47 8H48V7H47ZM66 8H67V7H66ZM72 8H73V7H72ZM75 8H76V7H75ZM133 8H134V7H133ZM157 8H158V7H157ZM254 8H255V7H254ZM19 9H20V8H19ZM42 9L44 10V8H42ZM55 9H56V8H55ZM79 9H80V8H79ZM84 9H85V8L83 7V8H82V10H83L82 13L84 12ZM86 9H85V10H86ZM89 9H91V10L89 11ZM255 9H256V8H255ZM261 9H262V8H260V10H261ZM24 10H25V9H24ZM43 10H42V11H43ZM58 10H60V8H58ZM250 10H252V8H251ZM253 10H254V9H253ZM258 10H259V6H258ZM152 11H153V14H154V13L158 12L159 9H158L157 11H156V9H155L156 12H155L153 9H151V12H152ZM256 11H257V9H256ZM256 11H255V10L253 11V13H254V12L256 13V14H254V15L252 14V12H250L251 15L256 16V15L259 13L258 11H257L258 13H257ZM97 12H98V11H97ZM97 12H96V14H97ZM35 13H36V12H35ZM82 13H80V15H82ZM94 13H95V12H94ZM260 13H261V11H260ZM260 13H259V15H260ZM57 14H58V13H57ZM83 14H84V13H83ZM89 15H90V14H89ZM89 15H88V16H89ZM154 15H155V14H154ZM259 15H258V16H259ZM43 16H44V15H43ZM91 16H92V12H91ZM253 16H252V17H253ZM258 16H257V17H258ZM261 16H262V17H261ZM41 17H42V16H41ZM51 17H52V16H51ZM95 17H96V16H95ZM111 17H112V18H111ZM152 17H153V18H152ZM260 17H261V19L259 18L260 20H258V18H257L258 22L256 21L257 24L255 23V25H259V26L263 29V28H264V8H263V10H262V14L260 15ZM49 18H50V17H49ZM107 18H108V19H107ZM158 18H159V19H158ZM253 18H255V17H253ZM35 19H36V18H35ZM70 19H71V18H70ZM122 19H123V20H122ZM160 19H162V21H161ZM163 19L165 20V22H166L167 24L169 23V24H168L169 26L177 25V26H173V27H175V30H173L174 28L171 29L172 27H169L168 25H166V23L163 21ZM61 20H62V19H61ZM63 20H64V19H63ZM84 20H85V19H84ZM106 20H108L107 22L110 24V25L107 24V25L109 26V28H108V27H105V24H106L105 22H106ZM46 21H47V20H46ZM87 21H88V18H87ZM87 21H86V22H87ZM89 21H90V19H89ZM169 21H170V22H169ZM260 21H262V22H260ZM123 22H124V23H123ZM223 22H224V21H223ZM253 22H255V21H254V20L252 21V24L254 25ZM172 23H173V24H172ZM219 23H220V22H219ZM258 23H259V24H258ZM28 24H29V23H28ZM31 24H32V23H30V28H32V27H31ZM72 24H73V23H72ZM171 24H172V25H171ZM222 24H223V23H222ZM43 25H44V24H43ZM107 25H106V26H107ZM165 25H166V26H165ZM261 25H262V26H261ZM0 26H2V23H1V22H0ZM25 26H26V25H25ZM25 26H24V27L21 26V29L18 28V30H22L23 28H25V29H24V30H25L24 32H26V33H25L24 35H28V34H29V36L31 35V34L29 33V31H30V32L32 31V35H34V36H33V37H29V38H30V39L33 38L32 41L35 43V40H34V39H35V35L38 33V32L36 33V30H38L39 28H41V26H40L39 28H37L36 30H35V27L32 28V29H34V30H32V29L30 30V28L28 27L29 25H28V26H26V27L29 28V31H28V28H26ZM34 26H35V25H34ZM82 26H83L84 28H83ZM164 26H165V27H164ZM167 26H168V28H167ZM2 27H3V26H2ZM2 27H0V34H2V33H4V32H5V34H6V31H7L6 29H7V27H6V29H4L5 31L3 30ZM17 27H18V26H17ZM36 27H37V26H36ZM43 27H44V26H43ZM74 27H75V26H74ZM78 27H79V25H78ZM176 27H177V28H176ZM216 27H217V26H216ZM255 27H256V26H255ZM1 28H2V30H3L4 32L1 31ZM107 28H108L109 30H107ZM133 28H134V30H132ZM135 28H136V29H135ZM165 28L167 29V31L170 30L171 32L168 31V32L166 33V32H165V31H166ZM169 28H170V29H169ZM10 29H11V28H10ZM26 29H27V30H26ZM163 29H164V30H163ZM16 30H17V29H16ZM16 30H15V31H16ZM41 30H43V29H41ZM78 30H79V29H78ZM78 30H77V31H78ZM124 30H126V31L129 33V35H131V34H130L131 32L134 33V34H135V37H134V34L131 35V36H132V39H131L130 36L128 35V37H129L131 40H130L129 38H127V36L123 37L124 34H128L127 32L125 33ZM135 30H136V31H135ZM12 31H13V30H12ZM15 31H14V32H15ZM34 31H35L36 34H35V33L33 34ZM61 31H62V30H61ZM134 31H135V32H134ZM14 32H13V33H14ZM21 32H22V31H21ZM21 32H19L18 34H20ZM27 32H28V33H27ZM74 32H75V31H74ZM123 32H124V34H123ZM172 32H173V33H172ZM7 33H8V31H7ZM9 33H10V30H9ZM13 33H12V36H13ZM22 33H23V32H22ZM39 33H40V32H39ZM44 33H45V32H44ZM78 33H80V32L78 31ZM168 33H171V34H168ZM16 34H17V33H16ZM18 34H17V35H18ZM41 34H42V33H40V35H41ZM60 34H61V33H60ZM60 34H58V35H60ZM68 34H69V32H68ZM74 34H75V33H74ZM2 35L4 36V34H2ZM10 35H11V34H10ZM21 35H22V34H21ZM21 35H20V36H21ZM24 35H23V36H24ZM32 35H31V36H32ZM42 35H43V34H42ZM44 35L46 36V34H44ZM55 35H56V34H55ZM55 35H54V36H55ZM58 35H57V36H58ZM72 35H73V34H72ZM72 35H71V36H72ZM75 35H76V34H75ZM98 35H99V36H98ZM173 35H174V36H173ZM3 36H2V37H3ZM5 36H6V39H7V35H5ZM5 36H4V37H5ZM79 36H80V34H79ZM0 37H1V35H0ZM2 37H1L0 39H2ZM4 37H3V38H4ZM13 37H14V36H13ZM15 37H16V35H15ZM15 37H14V38H15ZM18 37H19V36H17L16 39H20V40H21V37H20V38H18ZM26 37H27V36H26ZM26 37H24L23 41H24V40H27ZM39 37H40V36L38 35V38H39ZM41 37H42V36H41ZM62 37H63V36H62ZM74 37H75V36H74ZM85 37H84V38H85ZM176 37H177V38H176ZM8 38H9V37H8ZM14 38H13V39H14ZM22 38H23V37H22ZM45 38H46V40H47V37H45ZM53 38H54V37H53ZM56 38H57V37H56ZM126 38H127V39H126ZM133 38H135V41H133ZM10 39H11V38H10ZM16 39H15V40H16ZM54 39H55V38H54ZM61 39H62V38H61ZM63 39H64V37H63ZM76 39H77V38H76ZM88 39H89V38H88ZM2 40H4V39H2ZM8 40H9V39H8ZM11 40H12V39H11ZM11 40H10V42H11ZM36 40H37V38H36ZM39 40H40V39H39ZM41 40H42V39H41ZM44 40H45V39H44ZM67 40H68V39H67ZM127 40H128V41L130 40V41H133V42H130V41H129V43H128ZM0 41H1V40H0ZM6 41H7V40H6ZM6 41H4V42L1 41V42H2V43H5ZM17 41H19V40H17ZM21 41H22V40H21ZM65 41H66V39H65ZM65 41H64V42H65ZM84 41L86 42L85 39H84ZM89 41H90V40H89ZM173 41H174L176 44H175ZM1 42H0V95L2 96V98H4V100L1 101V97H0V102H2V103L4 104V101L8 98V96L10 97V96L12 95L10 90H11V89H15V90H16V88L18 87V86L16 87V85H17V84L20 85V83H17L15 86H12V84H11L12 82H14V79H15V78H14V74H15V73L13 74V73H11V72H13V69L15 68V67H13V66L16 65V64H14V65L12 66V67H13L12 69L9 67L10 70H12L10 73L12 74V77L14 78L13 81H11L12 77H9V76H10V73H8V72H9V71H8V70H9V69H8V66H10V65H8V64H10V60H9V58H7V57H9L8 55H10V53H9V52H8L9 54L6 53V54H8V55L5 56L6 58L4 57V55H6V54L4 53L3 49H6V48H5V47L3 48L4 44H3V46H2V45H1L2 43H1ZM7 42H8V41H7ZM10 42H8V43H9V44H8L9 47H10V45H11ZM13 42H14V41H13ZM13 42H12V43H13ZM24 42H25V41H24ZM27 42H28V40H27ZM50 42H51V41H50ZM78 42H79V41H78ZM81 42H80V43H81ZM94 42H93V43H94ZM17 43H18L19 45H21L20 41L17 42ZM17 43L15 42V44L13 43V45H11V46H14V45H15V46L17 47V45H18ZM22 43H23V42H22ZM28 43H29V42H28ZM34 43H33V45H34ZM48 43H49V42H48ZM83 43H84V44H83ZM172 43H173L174 46H171ZM5 44H6V43H5ZM53 44H54V42H53ZM57 44H58V41H57ZM63 44H64V43H63ZM68 44H69V43H68ZM125 44H127V46H126ZM177 44H178V45H177ZM179 44H180V45H179ZM8 45H7V46H8ZM19 45H18L17 48H19ZM27 45H28V44H27ZM35 45H36V44H35ZM49 45H50V44H49ZM58 45H60V44H58ZM61 45H62V44H61ZM77 45H78V44H77ZM94 45H95V44H94ZM7 46H6V47H7ZM23 46H24V44H23ZM25 46H26V43H25ZM25 46H24L23 48H26ZM30 46H31V45H30ZM30 46H29V47H30ZM63 46H64V45H63ZM65 46H66V44H65ZM95 46H96V45H95ZM98 46H99V47H98ZM128 46H129L130 48H129ZM16 47H15V50H16ZM27 47H28V46H27ZM29 47H28V48H29ZM32 47H33V46H32ZM36 47H37V45H36ZM36 47H35V48H36ZM41 47H42V46H41ZM57 47H58V46H56V49H57ZM69 47H72V48H73V46H70V45L68 46V48H69ZM85 47L88 48L89 46H88V47L85 46ZM85 47H83V48L86 50ZM123 47H124V48H125V47L129 48V49H128V52H129V54H130V57H129V54H128V52H127V55H128V56L126 57L127 60H126V58H124V62H120V61H122V60H120V57H121V56H124V55H125L124 53L126 52V51H125V52L122 51V50H123ZM171 47H172L173 49H172ZM174 47H177V48H174ZM2 48H3V49H2ZM12 48H13V47H12ZM12 48H10V52H11V50L14 49V48H13V49H12ZM28 48H27V50H28ZM47 48H48V46H47ZM61 48H62V46H61ZM64 48H67V46H66V47H63V52H64ZM92 48L94 49V48H96V47H92ZM107 48H108V49H107ZM114 48H117V49L114 50ZM121 48H122V50H121ZM142 48H143V47H141V49H142ZM144 48H143V49H144ZM168 48H169V49H168ZM8 49H9V48H8ZM30 49H31V48H30ZM53 49H54V47H53ZM76 49H77V48H76ZM76 49H74V51H76ZM78 49H79V48H78ZM90 49H91V48H90ZM93 49H92V51L94 52V54L97 53V52H95V50H93ZM100 49H101V48H100ZM118 49H119L120 51H118ZM133 49H134V48H133ZM164 49L166 50V52H165ZM179 49H180L181 52L179 51ZM15 50H14L13 52H15ZM21 50H23V51L25 52L24 49H21ZM54 50H55V49H54ZM65 50H68V49H65ZM70 50L72 51V49H70ZM82 50H83V49H81V51H82ZM87 50H88V49H87ZM108 50L110 51V53H109ZM113 50L116 51V52H120V53L122 52L119 58H118V55H119V54L117 53V56H116V54H115L116 58L114 59L115 56L113 55V53H115V52H114ZM125 50H127V49H125ZM161 50H162V51H161ZM168 50H169V51H168ZM17 51H18V50H17ZM23 51H21V53H20V52H19V53L16 52V53H18V54H22ZM28 51H30V50H28ZM31 51H32V50H31ZM33 51H34V50H33ZM51 51H52V47H51ZM55 51H56V50H55ZM57 51H58V50H57ZM78 51H80V49H79ZM83 51H84V50H83ZM99 51H101V50H99ZM5 52H7V49L5 50ZM49 52H50V51H49ZM63 52H62V53H63ZM76 52H77V51H76ZM86 52H87V51H84V53H81L82 55L85 54L83 58H85V57L87 56V55H86V54H87ZM123 52H124V53H123ZM130 52H131V53H130ZM3 53H4V54H3ZM11 53H12V52H11ZM16 53H15V54H16ZM65 53H66V54H70V55L72 56V54L69 53V52H67V51H65L63 55H65ZM77 53H78V52H77ZM101 53H102V51H101ZM179 53H180V54H179ZM23 54H24V53H23ZM26 54H27V53H26ZM49 54H50V53H49ZM92 54H93V53H92ZM99 54H100V52H99ZM122 54H124V55H122ZM153 54H154V55H153ZM169 54H170V55H173V56H170L171 58H172V57H173V58L175 57L174 54H173V52H172V54H171V53H169ZM11 55H12V58H11V59H14L15 56H16V55H14V54H11ZM82 55H81V56H82ZM90 55H91V54H90ZM112 55H113V57H112ZM13 56H14V58H13ZM17 56H18V55H17ZM45 56H46V55H44V57H43L44 59H45ZM49 56H51V55H49ZM54 56H55V55H54ZM67 56H68V55H67ZM125 56H126V55H125ZM263 56H264V55H263ZM10 57H11V56H10ZM22 57H23V56L20 57V60H21ZM51 57H52V56H51ZM55 57H56V56H55ZM62 57H63V56H62ZM72 57H73V56H72ZM93 57H94V56H93ZM151 57H152V59H153L154 61L151 60ZM163 57L160 58V55H159V59H160V61H159V65H160V64L163 65L164 61L166 62V61L168 60V59L166 60L165 57H164V59H163ZM167 57L169 58V55H168V54H167ZM16 58H17V57H16ZM47 58H48V57H47ZM49 58H50V57H49ZM67 58H68V57H67ZM74 58H75V56H74ZM99 58H101V60H100ZM117 58H118L120 61H118ZM171 58H170V62H169V64H165V63H164V64L167 66L166 68H168L169 70H170V67H171V66H174V65L177 63V61H179V59H180V58L178 59L177 57H175L176 59H173V58H172V59H173V62L175 63V64H174L173 62H171V60H172ZM263 58H264V57H263ZM263 58H262V59H263ZM6 59H8L9 63L6 61ZM18 59H19V58H17V60H18ZM22 59H23V58H22ZM63 59H64V58H63ZM77 59H78V58H77ZM98 59H99V60H98ZM177 59H178V60H177ZM14 60H16V59H14ZM176 60H177V61H176ZM11 61H12V60H11ZM22 61H23V60H22ZM58 61H60V60H58ZM73 61H74V60H73ZM117 61H118V62H117ZM150 61H148V63H149ZM162 61H163V63H161ZM175 61H176V62H175ZM68 62H69V61H68ZM90 62H91V61H90ZM154 62H156V63H154ZM167 62H168V61H167ZM14 63H15V62H14ZM16 63H19V62H16ZM61 63H62V62H61ZM73 63H74V62H73ZM91 63H92V62H91ZM120 63H122L123 65L120 64ZM171 63H173V64H171ZM50 64H51V63H50ZM53 64H54V63H53ZM119 64H120V66H119ZM153 64H154V65H157L156 69H155V66H154ZM170 64H171V66H168V65H170ZM4 65H6V66L8 65L7 68H6V66H4ZM17 65H18V64H17ZM47 65H48V64H47ZM56 65H57V64H56ZM60 65H61V64H60ZM85 65H84V66H85ZM126 65H127V66H126ZM161 65H160L159 69L162 67ZM21 66H23V65H21ZM49 66H50V65H48V67H49ZM51 66H52V65H51ZM118 66H119V67H118ZM148 66H149V67H148ZM4 67H5V68H4ZM16 67H17V66H16ZM55 67H56V66H55ZM58 67H60V66H58ZM95 67H93V68H95ZM17 68H18V67H17ZM53 68H54V66H53ZM62 68H63V67H62ZM142 68H143V67H142ZM142 68H140V69L142 70ZM145 68H146V69H145ZM1 69H2V70H1ZM5 69H7V70H5ZM18 69H19V68H18ZM91 69H92V68H91ZM135 69H136L138 72H137V71H135V72H133V73L131 72L132 75H133V74H136V75H137V74L140 72V69H137L136 67H135ZM161 69H164V68L162 67ZM168 69H167V71L169 72ZM3 70L5 71V73L8 71V72H7V75L9 74V76H7L4 72H2ZM81 70H82V69H81ZM96 70L93 69V70L90 71V72L85 71V72H83L81 75H79L80 71H79V72L77 71V73H78L80 79H81L82 81H84V86H87V87H88V85H89V84H92L93 82H95V83L92 84V85H90L89 88H91L92 86H95L94 89H96V88L99 86L98 84H97V86H96V83L99 81V79H95L96 77L93 75V74H96ZM127 70H128V69L123 70V71H125V72H127V73H129V71H131V70H128V71H127ZM133 70H134V69H133ZM16 71H17V70H16ZM36 71H37V70H36ZM70 71H71V70H70ZM98 71H97V74H98ZM155 71H156V72H155ZM160 71H162V72H160ZM164 71H165V70H164ZM17 72H18V71H17ZM67 72H68V71H67ZM81 72H82V71H81ZM91 72H95V73H92V75H93L94 77H93L92 75L90 76ZM136 72H137V73H136ZM145 72H147V71H145ZM145 72H144V73H145ZM148 72L145 73V74H147V75H145L146 78H147V77H148V78L150 77V76L148 75ZM108 73H107V74H108ZM142 73H143V70H142ZM155 73H156V75H155ZM158 73H159V75H161V74H162V75L159 76ZM160 73H161V74H160ZM16 74L18 75V73H16ZM16 74H15V77H17V78H18V81L20 82L19 79L22 78V76H23L24 74H23L22 76L19 75L20 78H19L18 76H16ZM64 74H65V73H64ZM69 74H70V73H69ZM71 74H72V73H71ZM99 74H98V75H99ZM116 74H118V75H116ZM129 74H130V73H129ZM131 74H130V75H131ZM140 74H141V72H140ZM166 74H167V73H166ZM25 75H26V74H25ZM73 75H74V74H73ZM78 75L76 74V75L74 76V78H75L76 76L78 77ZM104 75H105V76H104ZM125 75H126V73H125ZM130 75H129V77H130ZM27 76H29V75H27ZM63 76H64V75H63ZM103 76H104L105 78H103ZM126 76H127V75H126ZM138 76H139V75H138ZM141 76H142V74H141ZM166 76H167V75H166ZM23 77H24V76H23ZM30 77H31V76H30ZM30 77H29V78H30ZM66 77H67V76H66ZM66 77H62V78L64 79V78H66ZM68 77H69V76H68ZM77 77H76V78H77ZM97 77L99 78V76H97ZM123 77H122V78H123ZM129 77H127V78L129 79ZM135 77H137V76L134 75L133 78L135 79ZM24 78H25V77H24ZM24 78H23V79H24ZM35 78H36V77H35ZM127 78H126V80H127ZM146 78H144V79H146ZM159 78H161V80H160ZM163 78H164V77H163ZM25 79H26V78H25ZM27 79H28V77H27ZM102 79H100V80H102ZM124 79H125V77H124ZM124 79H122L123 82H124ZM138 79H139V78H137L136 80H138ZM153 79H154V80H153ZM15 80H16V79H15ZM67 80H68V78H67ZM69 80H70V79H69ZM72 80H73V79H72ZM81 80H79V81H81ZM94 80H95V81H94ZM103 80H102V83H103V85H104L105 82H104ZM111 80H112V79H111ZM113 80H116V79H113ZM113 80H112V81H113ZM132 80H133V79H132ZM140 80H141V79H140ZM151 80H153L154 82H155L156 80H157V81H156V83H154V85H153V81H151ZM159 80L161 81V83H159ZM16 81H17V80H16ZM24 81H25V80H24ZM24 81H23V84H24ZM59 81H60V80H59ZM63 81H64V80H62V82H63ZM74 81H75V80H74ZM74 81H73V82H74ZM79 81H78V82H79ZM96 81H97V82H96ZM150 81H151L152 83H150ZM26 82H27V81H26ZM29 82H30V81H29ZM33 82H34V81H33ZM78 82H77V83H78ZM100 82H101V81H100ZM113 82H114V81H113ZM115 82H116V81H115ZM115 82H114V83H115ZM128 82H129V81L127 80L126 83H128ZM130 82H131V81H130ZM130 82H129V84H130ZM134 82H135V80H134ZM157 82H158V83H157ZM14 83H16V82H14ZM27 83H28V82H27ZM34 83H35V82H34ZM63 83H64V82H63ZM102 83H101V84H102ZM131 83H132V82H131ZM21 84H22V83H21ZM61 84H62V83H61ZM105 84H106V83H105ZM151 84L153 85V87H152ZM26 85H27V84H26ZM30 85H31V84H30ZM30 85H29V86H30ZM34 85H35V84H34ZM68 85H69V84H68ZM74 85H75V84H74ZM126 85H127V84H126ZM131 85H132V84H131ZM150 85H151V86H150ZM157 85H156V86H157ZM161 85H162V86H161ZM23 86H24V85H23ZM23 86H20V88L23 87ZM62 86H63V85H62ZM100 86H102V85H100ZM138 86H139V87H138ZM149 86H150L151 89H152V90H151V94H150V92H149V90H150V87H149ZM15 87H16V88H15ZM27 87H28V86H27ZM27 87H26V88H27ZM60 87H61V86H60ZM71 87H72V86H71ZM80 87H81V86H80ZM80 87H79V88H80ZM87 87H85V88H87ZM102 87H103V86H102ZM102 87H100V88H102ZM120 87H119V88H120ZM164 87H165V86H164ZM20 88H19V89H20ZM24 88H25V87H24ZM24 88H23V90H25ZM31 88H32V86H31ZM33 88H34V86H33ZM57 88H58V87H57ZM89 88H88V91L93 92V89L90 90ZM155 88L158 90L157 87H155ZM104 89H105V88H104ZM128 89L130 90V93L128 92ZM146 89H147V90H146ZM148 89H149V90H148ZM159 89H161V88H159ZM21 90H22V88L20 89V91H21ZM74 90H75V89H74ZM105 90H106V89H105ZM120 90H121V88H120ZM154 90H155V89H154ZM8 91H9L10 95L7 94V98H6L5 95H6V93H8ZM17 91H18V90H17ZM78 91H79V90H78ZM103 91H104V90H103ZM103 91H102V90H101V91L98 90L97 93H98V92H103ZM106 91H107V90H106ZM106 91H105V92H106ZM126 91H127V92H126ZM5 92H6V93H5ZM58 92H60V91H58ZM94 92H95V90H94ZM105 92H103V93H105ZM157 92H158V91H157ZM4 93H5V94H4ZM13 93H14V92H13ZM21 93H22V92H21ZM63 93H64V92H63ZM69 93H70V92H69ZM74 93H75V92H74ZM85 93H86V92H85ZM88 93H89V92H88ZM155 93H156V92H155ZM155 93H154V94H155ZM15 94H16V95H17V94L19 95L20 93H19V92H17V93L15 92ZM80 94H81V93H80ZM80 94H79V95H80ZM95 94H96V93H95ZM95 94H94V96H95ZM98 94H99V93H98ZM98 94H97V96H100V95H98ZM100 94H101V93H100ZM106 94H107V93H106ZM109 94H110V93H109ZM116 94H117V92H116ZM158 94H159V93H158ZM65 95H66V94H65ZM90 95H91V94H90ZM102 95H103V94H102ZM107 95H108V94H107ZM114 95H115V93L113 94V96H114ZM150 95H151V96H150ZM156 95H157V94H156ZM156 95H155V96H156ZM67 96H68V95H67ZM77 96H78V95H77ZM104 96H105V95H104ZM120 96H119V97H120ZM153 96H154V95H153ZM14 97H16V96H15V95L12 96V98H14ZM69 97H70V96H69ZM69 97H68L69 100H67V97H66V100L68 101V102H67L68 107L71 109V108H73L74 106H76V101H75L76 99L74 100V99H71V98H69ZM71 97H72V96H71ZM80 97H81V96H80ZM80 97H79V99H80ZM85 97H86V96H85ZM110 97H112V95H111ZM114 97H115V96H114ZM24 98H25V97H24ZM54 98H55V97H54ZM75 98H76V97H75ZM82 98H83V97H82ZM94 98H95V97H93V99H94ZM154 98H155V97H154ZM157 98H158V97H157ZM10 99H11V97L8 98V100H10ZM14 99H15V98H14ZM16 99H17V98H16ZM104 99H105V98H104ZM104 99H99V100H101V102H102V100H104ZM108 99H109V101H110L112 98L110 99V98L108 97ZM108 99L106 98V101H105L106 103H107ZM11 100H13V99H11ZM11 100H10L9 103H11V102L14 101V100H13V101H11ZM55 100H56V99H55ZM55 100H54V101H55ZM77 100H78V99H77ZM159 100H160V99H159ZM50 101H51V100H50ZM82 101H83V100H82ZM109 101H108L107 104H106L105 102H103V103H98L99 101H98V99H97V103L100 104V105H98L97 103H96L95 105H92V107H93V106H96V107H97V105H98V107H97L96 110H95V114L97 115V114H100L101 112H103V113L105 112L106 115H109L107 112L110 111L109 113H111V112L113 111V110H111V109L114 108V107H113L114 104H113V106H112V104H110ZM130 101H131V102H130ZM142 101H143V102H142ZM151 101H153V100H151ZM47 102H48V101H47ZM78 102H80V100H79ZM78 102H77V103H78ZM141 102L143 103V105H142V107L140 108L139 106L141 105ZM147 102H149V101H147ZM258 102H259V101H258ZM262 102H264V101H262ZM7 103H8V102H7ZM7 103H6V104H7ZM111 103H112V102H111ZM126 103H127V102H126ZM157 103H158V102H157ZM6 104H5V105H6ZM18 104H19V103H18ZM27 104H28V103H27ZM62 104H63V103H62ZM82 104H83V102H82ZM108 104H109V105H108ZM147 104L149 105L150 102L147 103ZM260 104H261V103H260ZM43 105H44V104H43ZM110 105H111V106H110ZM58 106H60V105H58ZM78 106H79V105H78ZM81 106H82V105H81ZM109 106H110V108H109ZM149 106H150V105H149ZM158 106H159V105H158ZM160 106H161V105H160ZM13 107H14V106H13ZM35 107H36V106H35ZM111 107H113V108H111ZM115 107H116V106H115ZM155 107H156V106H155ZM20 108H21V107H20ZM55 108H56V107H55ZM88 108H89V107H88ZM139 108H140V109H139ZM151 108H152V107H151ZM151 108H149V109H151ZM160 108H161V107H160ZM9 109H10V108H9ZM13 109H14V108H13ZM45 109H46V108H45ZM57 109H58V108H57ZM91 109H93V108H91ZM115 109H117V108H114V111H113L114 113H116V112L118 113V112H119V113H120V116H124V115H125V114H124V113L126 112V109H125V108H124L125 112L122 111V107H121V109L119 108V110H121L123 114H122L119 110H116V112H115ZM73 110H74V108H73ZM76 110H77V109H76ZM78 110H79V108H78ZM128 110H129V108H128ZM157 110H158V109H156L155 112H156V113H157V112L160 113V111H157ZM11 111H12V110H10V112H11ZM14 111H15V110H14ZM14 111H13L12 114H14ZM22 111H23V110H22ZM22 111H21V114H22ZM92 111H93V110H92ZM147 111H148V110H147ZM45 112H47V111L45 110ZM71 112H72V110H71ZM113 112H112V113H113ZM152 112H153V110H152ZM18 113H19V112H18ZM18 113H17V114H18ZM61 113H62V112H61ZM61 113H60V114H61ZM74 113H75V112H74ZM86 113H87V112H86ZM105 113H104V114H105ZM112 113H111V116L114 115V114H112ZM128 113H129V111H128ZM140 113H141V112H140ZM140 113H139V114H140ZM142 113H143V112H142ZM142 113H141V115H142ZM148 113H150V111H149ZM156 113H154V114H156ZM44 114H45V113H44ZM57 114H58V112H57ZM60 114H58V115H60ZM79 114H80V113H79ZM83 114H84V113H82V115H83ZM90 114H92V113H90ZM95 114H94V117L96 116ZM144 114H145V113H144ZM154 114H153V118H155V117H154ZM45 115H47V113H46ZM48 115H49V114H48ZM50 115L53 116V115H55V114H54V112H53V115H52V114H50ZM76 115H77V113H76ZM117 115H118V114H117ZM130 115H132L131 112H130ZM130 115L127 114L126 116H130ZM166 115H167V114H166ZM9 116H10V115H9ZM61 116H62V115H61ZM78 116H79V115H78ZM90 116H93V114L90 115ZM109 116H110V115H109ZM109 116H108V117H109ZM126 116H125V117H126ZM134 116H135V115H134ZM146 116H147V115H146ZM156 116H157V115H156ZM82 117H83V116H82ZM87 117L89 118V116H87ZM99 117H100V116H99ZM108 117H107V118H108ZM116 117H117V116H116ZM125 117H124L123 120H122V117H119V118H121L120 120L123 121V123H124ZM132 117H133V115H132ZM137 117H138V116H137ZM165 117H167V116H165ZM168 117H169V115H168ZM9 118H10V117H9ZM47 118H48V117H47ZM66 118H67V117H66ZM71 118H74V117H71ZM84 118H85V117H84ZM95 118H96V117H95ZM104 118H106V116H104ZM110 118H111V117H110ZM126 118H128V117H126ZM130 118H131V116H130ZM140 118H141V117H140ZM151 118H152V116H151ZM40 119H41V118H40ZM54 119H55V118H54ZM86 119H87V118H86ZM90 119H92V117H90ZM97 119L100 120V121H103V120H104V119L102 120L101 118H98V117H97ZM113 119H114V118H113ZM128 119H129V118H128ZM149 119H150V118H149ZM149 119H148V120H149ZM165 119H166V118H165ZM167 119H168V118H167ZM38 120H39V119H38ZM73 120H74V119H73ZM79 120H80V119H79ZM92 120H93V121H92ZM92 120H91L92 122H91L90 120H89V122L94 123V121H95L96 119L94 120V118H93ZM115 120H116V119H115ZM120 120H118V122H121ZM131 120H132V119H131ZM134 120H135V119H134ZM134 120H133V122H134ZM136 120H137V119H136ZM138 120H139V119H138ZM150 120L152 121L153 119H150ZM163 120H164V119H163ZM129 121H130V119H129ZM41 122H42V121H41ZM52 122H53V121H52ZM57 122H58V121H57ZM57 122H54V123H57ZM95 122H96V121H95ZM97 122H98V121H97ZM135 122L137 123V121H135ZM154 122H155V121H154ZM98 123H100V122H98ZM121 123H122V122H121ZM121 123H120V124H121ZM123 123H122V124H123ZM131 123H132V121H131ZM140 123H141V122H140ZM155 123H156V122H155ZM155 123H154V124H155ZM161 123L165 124L164 122H161ZM169 123H170V122H169ZM38 124H39V123H38ZM75 124H76V123H75ZM84 124H86V122H85ZM94 124H95V123H94ZM100 124H102V123H100ZM118 124H119V123H118ZM118 124H117V125H118ZM127 124H128V123H127ZM133 124H134V123H133ZM133 124H132V125L130 124L131 127L134 126ZM138 124H139V123H138ZM156 124H157V123H156ZM41 125H42V124H41ZM91 125H92V124H91ZM159 125H160V124H159ZM46 126H47V125H46ZM46 126H45V127H46ZM81 126H82V125H81ZM121 126H123V125H121ZM121 126H120V127H121ZM137 126H138V125H137ZM39 127L42 128L40 125H39ZM115 127H116V126H115ZM118 127H119V126H117V128H118ZM162 127H163V125H162ZM168 127H169V126H168ZM50 128H51V127H50ZM80 128H81V127H80ZM90 128H91V127H90ZM113 128H114V127H113ZM136 128H138V127H136ZM46 129H47V127H46ZM46 129H45V130H46ZM52 129H53V127H52ZM52 129H51V130H52ZM119 129H120V128H118V129H116V130L119 131ZM126 129H127V128H126ZM131 129H132V128H131ZM151 129H153V128H151ZM164 129H165V127H164ZM169 129H170V128H169ZM171 129H172V128H171ZM60 130H61V127H60ZM60 130H58V131H60ZM82 130H83V129H82ZM121 130H122V129H121ZM133 130H134V129H133ZM153 130H154V129H153ZM156 130H158V129H156ZM167 130H168V129H166L165 131H167ZM176 130H177V129H176ZM39 131H40V133L42 132L41 130H39ZM39 131H38V132H39ZM48 131H49V129H48ZM123 131H124V130H123ZM170 131H172V130H170ZM191 131H192V130H191ZM83 132H84V131H83ZM127 132H128V131H127ZM151 132H152V131H151ZM163 132H164V131H163ZM189 132H190V131H189ZM192 132H193V131H192ZM44 133H45V132H44ZM78 133H79V132H78ZM88 133H89V132H88ZM116 133L119 134V132H117V131H116ZM120 133H121V132H120ZM156 133H157V132H156ZM165 133H166V132H165ZM171 133H172V132H171ZM176 133H177V132H176ZM179 133H180V132H179ZM190 133H191V132H190ZM15 134H16V133H15ZM151 134H152V133H151ZM159 134H163V135H164V133H162V132L159 133ZM159 134H158L157 137L161 138V136H160ZM167 134H168V133H167ZM202 134H203V133H202ZM37 135H38V134H37ZM52 135H53V134H52ZM52 135H51V136H52ZM63 135H64V134H63ZM68 135H69V134H68ZM68 135H67V136H68ZM110 135H111V134H110ZM110 135H109V136H110ZM116 135H117V134H116ZM154 135H155V134H154ZM154 135H152V136H154ZM156 135H157V134H156ZM169 135H170V134H169ZM175 135H176V134H175ZM191 135H194V133L191 134ZM198 135H199V134H198ZM198 135H197V136H198ZM203 135H204V134H203ZM38 136H41V135H38ZM46 136H47V135H46ZM48 136H49V135H48ZM93 136H94V135H93ZM101 136H103V135H101ZM117 136L119 137L120 134L117 135ZM152 136H151V137H152ZM11 137H12V136H11ZM54 137H55V135H54ZM54 137H53V138H54ZM118 137H117V139H118ZM120 137H121V136H120ZM141 137H142V136H141ZM167 137H168V135H167ZM175 137H176V136H175ZM198 137H199V136H198ZM204 137H205V136H204ZM204 137L202 136V139H203ZM39 138H40V137H38V139H39ZM164 138H165V135H164ZM169 138H170V136H169ZM178 138L180 139V137H178ZM178 138H177V139H178ZM191 138H192V137H191ZM205 138H207V137H205ZM205 138H204V139H205ZM12 139H13V138H12ZM98 139H99V138H98ZM105 139H106V138H103V137H102V138H101V141H99V142L102 143V142L105 141ZM109 139H110V138H109ZM120 139H122V138H120ZM128 139H129V138H128ZM135 139H136V138H135ZM145 139H146V138H145ZM147 139H148V138H147ZM147 139H146V140H147ZM167 139H168V138H167ZM167 139H166V142L169 141V140H167ZM26 140H27V139H26ZM28 140H29V139H28ZM41 140H42V139L40 138V142H41ZM67 140H68V139H67ZM74 140H75V139H74ZM99 140H100V139H99ZM114 140H116V139L114 138ZM118 140H119V139H118ZM143 140H144V139H143ZM151 140H152V139H151ZM151 140H150V141H151ZM154 140H156V144H155V146L157 147V145H160V146L158 147V149H161L160 147H161V145L164 143V142L162 143V139H161V143H162V144H159V143H160L159 141L157 142V138H156V139L154 138ZM170 140H171V139H170ZM197 140H198V139H197ZM205 140H206V139H205ZM205 140H204V141H205ZM37 141H38V140H37ZM54 141H55V140H54ZM110 141H112V140L110 139ZM119 141H120V140H119ZM119 141H117V142H119ZM138 141H139V140H138ZM164 141H165V140H164ZM191 141H192V140H191ZM198 141H200V140H198ZM198 141L196 142L197 145H198V146H201V145H200L201 143L199 142L200 144H198ZM202 141H203V140H202ZM211 141H212V140H211ZM211 141H210V142H211ZM40 142H38V143H40ZM68 142H69V140H68ZM81 142H83V141H81ZM99 142H98V144H99ZM107 142H108V141H107ZM114 142H115V141H114ZM144 142H145V141H144ZM144 142H143V143H144ZM148 142H149V141H148ZM152 142H154V141H152ZM152 142H151V144L149 143V144H150L149 146H152ZM207 142H208V141H206V144H207ZM95 143L97 144V142H95ZM109 143H110V142H109ZM112 143H113V142H112ZM112 143H110V145H111ZM121 143H122V142H121ZM128 143H129V142H128ZM130 143H131V142H130ZM130 143H129L128 145H130ZM138 143H140V141H139ZM138 143H137V144H138ZM141 143H142V142H141ZM141 143H140V146H141ZM146 143H147V141H146ZM157 143H158V144H157ZM167 143H169V145H170L169 147H168V144H166L167 146L165 145L166 147H165V146H162V147H165L166 149H170V147H171V150H172V144H174L175 142H174V143H172V142H171V143H170V142H167ZM178 143H179V142H178ZM203 143H205V142H203ZM203 143H202V144H203ZM214 143H215V142H214ZM40 144H41V143H40ZM68 144H69V143H68ZM84 144H85V143H84ZM96 144H95V146H96ZM98 144H97V145H98ZM104 144H105V143H104ZM123 144H125V143H123ZM126 144H127V143H126ZM131 144H132V143H131ZM175 144H176V143H175ZM175 144H174V146H175ZM190 144H191V143H190ZM209 144H210V143H209ZM209 144H208V146H210ZM37 145H38V144H37ZM66 145H67V144H66ZM72 145H73V144H72ZM81 145H82V144H81ZM105 145H107V144H105ZM105 145H104V146H105ZM117 145H118V144H116V148H117ZM119 145L121 146L122 144H119ZM128 145H127V146H128ZM133 145H134V143H133ZM142 145H143V144H142ZM146 145H147V144H146ZM153 145H154V143H153ZM179 145H180V144H179ZM191 145L193 146V142H192ZM191 145H190V146H191ZM203 145H204V144H203ZM212 145H213V143H212ZM28 146H29V145H28ZM57 146H58V145H57ZM98 146H99V145H98ZM104 146H103V148H104ZM107 146H108V145H107ZM111 146H112V145H111ZM114 146H115V144H114ZM124 146H126V145H124ZM127 146H126V147H127ZM131 146H132V145H131ZM137 146H138V145H136L135 147H134V146H132V147L136 148ZM143 146H145V143H144ZM176 146H177V147H176L177 149H176L175 147H174V148H175L176 151H178V152H181V151H180L181 148H182V150L184 149L183 147H181V145H180V149H178V148H179V147H178V144H177ZM192 146H191V147H192ZM198 146L195 147L196 150L199 149ZM205 146H206V145H205ZM132 147H130V148H132ZM141 147H142V146H141ZM147 147H148V146H147ZM153 147H154V146H153ZM153 147H152V148H153ZM156 147H155V149H156ZM191 147H190V149H191ZM202 147L204 148V146H202ZM206 147H207V146H206ZM210 147H211V146H210ZM210 147H209V148H210ZM216 147H217V145H216ZM38 148H39V147H38ZM41 148H42V147H41ZM66 148H67V147H66ZM68 148H69V146H68ZM68 148H67V149H68ZM95 148H96V147H95ZM103 148H102V149H103ZM105 148H107V147L105 146ZM134 148H133V150H134ZM137 148H138V147H137ZM137 148H136V149H137ZM143 148H144V147H143ZM150 148H151V147H150ZM152 148H151V149H152ZM174 148H173V149H174ZM187 148H188V147H187ZM207 148H208V147H207ZM207 148H206V149H207ZM209 148H208V149H209ZM212 148H213V147H212ZM26 149H28V148H26ZM46 149H47V148H46ZM46 149H45V151H46ZM118 149H119V148H118ZM123 149H124V148H123ZM144 149H145V151H146V149H148V148H144ZM144 149H143V150H144ZM151 149H150V150H151ZM163 149H164V148H162V150L159 152V155L162 154V153L164 152ZM166 149H165V150H166ZM192 149H194V146H193ZM40 150H41V149H40ZM64 150H65V149H64ZM70 150H71V149H70ZM85 150H86V149H84V151H85ZM94 150H95V149H94ZM94 150H93V151H94ZM112 150H115V148L112 149ZM119 150H120V149H119ZM126 150H129L128 147H127ZM131 150H132V149H131ZM184 150H187V149H184ZM184 150H183V152H182L183 156H181V157L179 156L183 162L186 161V159H182V158L186 157V156H184V155H186V154H184V153H185ZM211 150H212V149L210 148V151H211ZM213 150L216 151V152H218L220 149L217 150V148H216V150H215V149H213ZM213 150H212L211 153H210L209 150H205V148H204V150H202V149H201V150H197V153H196V154L194 153V154L197 156V158L195 159V158H194L195 156L193 157V158H194L193 162H194L195 160H197L196 164H195V165L193 164V165L190 167L191 169H190V168L187 169V170H190L191 172H193V170H194V171H197V172H203V173L206 171L204 174L207 173V176H209V175H208V172H209V174L211 173V175L213 176V180L210 178V180H212V182H213V183H212V185H213L212 187H216V188L218 189V191L216 190V191H213V192H211V193H208V190H207V186H208V188L210 187L209 185L205 186V185L203 184V182H202V184H200V180H199V185H196V184H198V183H195L194 181H195L196 179H195V180L193 179V180H194V181H193V183H194L193 185H196L195 187L198 186L197 188H195V187H193V188H195V189H198V188H199V189H200L199 192H201V190L204 191L202 194L200 193V195H201L202 197H200V196H199V198L197 197V199H201V203H202L203 205H205V206H204L205 208H203V209H206V204L210 207V206H214L216 203H218L219 201H221V199L223 198L222 195H224V189H229V188H230L229 186H230L234 181H235V183H236V182H239V184H241L240 181H241L242 179H239V178L237 177L238 173H239V175L242 173V174H243L242 177H244V172L247 170V171L245 172V173L247 174L248 171H249L248 169H245L246 166L244 165V169H245V170H243L244 172H243L242 170H241V172H239V171H240V169H239V165H241V167H242V166H243V163H242V164H241V163H240V164H239V163H236V162H238L237 159H235L236 162H235L234 159L232 160L233 156H232V158H231V154H230L229 152H228V153H229L230 155L226 153L227 156L229 155V159H228V157L226 156V158L228 159V160H227V159H226V160L229 161V162H231L232 165H233V164H239V165H237V166H234V165L231 166V165H229V162L224 161L225 159L222 160V158L225 156V154L223 153V154H224V155H223L221 150H220L219 152H221V154H222V156H223L222 158H221V157L219 158V155H217V153L215 154V152H214V155H213V154H212V153H213ZM222 150H223V149H222ZM45 151L43 152V150H42L43 153H45ZM79 151H80V150H79ZM79 151H77V152H79ZM86 151H87V150H86ZM97 151H98V150H97ZM97 151H96V152H97ZM102 151H103V150H102ZM105 151H106V150H105ZM108 151H109V150H108ZM129 151H130V150H129ZM139 151H140V149H139V150L137 149V151L135 150V152H137V153H138ZM147 151H148V150H147ZM155 151H157V150H155ZM167 151H168V150H166V152H167ZM188 151H189V150H188ZM194 151H195V149H194V150H191L192 155H194V154H193ZM223 151H224V150H223ZM34 152H35V149H34ZM50 152H51V151H50ZM50 152H48V153H50ZM94 152H95V151H94ZM103 152H104V151H103ZM110 152H111V151H110ZM118 152H119V151H118ZM118 152L115 151V153L118 154V155H116V156H120L119 153H120V154L123 153V152H121V151H120L119 153H118ZM126 152H127V151H126ZM131 152H132V151H131ZM131 152H129V153H131ZM135 152H134V154H135ZM141 152H142V154L144 153L143 151H141ZM141 152H139L140 155H141ZM148 152H149V151H148ZM148 152H146V153H148ZM151 152H152V151H150V153H151ZM166 152H164L163 154H166L167 157H165L163 154L160 156V157L163 156V157L161 158V160H163V161H166L167 158H169V157H168L169 155H167ZM172 152H174V151H171V154H172V156H173V153H172ZM178 152H177V153H178ZM219 152H218V154H219ZM225 152H226V151H225ZM26 153H27V152H26ZM26 153H25V155H26ZM30 153H31V152H30ZM30 153H29V154H30ZM52 153H53V152H52ZM52 153L50 154V156L52 155ZM98 153H99V152H98ZM101 153H102V152L100 151L99 154H101ZM115 153H114V151H113V153L111 152L110 155L112 154L113 157H112V156H110V157H112V158L115 159V160L117 159V161H118V159H122V162H124L123 160H125L126 157H128V155H129L128 152H127V156H126V153L124 152L125 154H124L123 158H120V157H119V158H116V157H114L115 155H113V154H115ZM137 153H136V154H137ZM139 153H138V155H139ZM150 153H148V155H150ZM155 153H157V152H155ZM177 153L175 152V156H178L179 153H178V154H177ZM186 153H188V152H186ZM35 154H36V153H35ZM35 154L33 155V152H32V155H33V156H32L31 154H30V155H31L33 158H35V157L37 156V155H35ZM37 154H38V153H37ZM40 154H41V153H40ZM104 154H106V153H104ZM134 154H133L132 157H131V154H130V159H132V158H133V159H136L137 155L135 154V155H136V156H135ZM169 154H170V153H169ZM176 154H177V155H176ZM189 154H190V151H189ZM22 155H24V153L21 154V157L24 158V156H22ZM30 155H29V157H30ZM46 155H47V154H46ZM79 155H80V154H79ZM95 155H96V154H95ZM95 155H94V156H95ZM148 155H145V156H148ZM151 155L154 156L153 154H151ZM179 155H180V154H179ZM34 156H35V157H34ZM48 156H49V154H48ZM97 156H98V154H97ZM97 156H95V157H97ZM99 156H100V155H99ZM102 156L104 157V155L101 154V156H100L99 158H101ZM121 156H122V155H121ZM125 156H126V157H125ZM141 156H142V155H141ZM141 156H139V157H141ZM172 156H171V157H172ZM175 156H173V158H174ZM187 156H188V155H187ZM220 156H221V155H220ZM15 157H16V156H15ZM19 157H20V156H19ZM25 157H27V155H26ZM42 157H43V156H42ZM80 157H81V156H80ZM110 157H108V156L105 157V158H106L105 160L102 158V159H103V162H104V161H105V162L108 161V162H110V163L113 165V163H112L113 161H112V160L109 161V160H110ZM134 157H135V158H134ZM5 158H6V157H5ZM23 158H22V159H23ZM44 158H45V157H44ZM48 158H49V157H48ZM97 158H98V157H97ZM148 158H150V157L148 156ZM152 158H153V157H152ZM173 158H170V159H168V160H171V159H173ZM175 158H176V157H175ZM177 158H178V157H177ZM180 158H178V159H180ZM187 158H188V157H187ZM230 158H231V160H230ZM26 159H27V158H26ZM26 159L23 160V161H26V164H25V165H27V163L29 162V158L27 159L28 161H27ZM37 159H38V157L35 158V160H36V163H35V160H33V159L31 158L30 161H32L33 164H34V165L32 164V166H31V162L28 163V164H30V165L26 166L25 168H24V165H23L24 171L27 169L26 171L29 172L28 174H30V176H27L28 174H27V175L25 174L26 171L24 172V174L22 173V176H21V177H19V175H20L21 173H20V174L18 173V174H19V175L17 174L18 178H19V179L21 178V180H22V178H23L24 180H22V181L20 180V181H19V179L16 177L17 182H20V183H14V185H12L13 183L10 184V185H11L10 187H12V189L14 188V191H15V192H13V193H14L13 195L16 196L15 198H14L13 196H11V194H12V190L9 189L10 192H8V193H9L8 195L11 196V197L9 198L10 200L12 199V197H13L12 200H15V199L18 200V199L21 197V194H22V195H25L26 193L32 191V190L30 189V191L27 190L28 192H26V190H25L24 188H28V185L31 186V188H36V185H35V184L37 183V188H38L39 185H40V187H41V186L43 185V183L41 182L42 177L39 176L40 174H43V176H46V180H47V175H44L46 171H45V170H41V169H42V166H41V165H40V170H41V172H40V170H39V163L41 162V164H42V161H45V160H42V161L40 160V162H39V160H38V162H37ZM39 159H40V158H39ZM45 159H47V158H45ZM95 159H96V158H95ZM107 159H109V160H107ZM128 159H129V158H128ZM133 159H132V160H129V161L132 162ZM137 159H138V158H137ZM139 159H140V158H139ZM142 159H145V157H144V158L142 157ZM146 159H147V158H146ZM146 159H145V160H146ZM150 159H151V158H150ZM156 159H158V158L156 157ZM165 159H166V160H165ZM188 159H189V158H188ZM190 159H191V158H190ZM48 160H49V159H48ZM82 160H83V159H82ZM87 160H88V159H87ZM93 160H94V158H93ZM140 160H141V159H140ZM140 160H139V161H140ZM158 160H159V159H158ZM168 160H167V161H168ZM175 160H177V159H175ZM181 160H180L179 162L182 163ZM15 161H16V160H15ZM21 161H22V160H20V163L23 162V161H22V162H21ZM74 161H75V160H74ZM89 161H90V159H89ZM97 161L100 162V161L97 159L96 161H94V163H95V162L97 163ZM119 161H121V160H119ZM134 161L136 162L137 160H134ZM134 161H133V162H134ZM141 161H142V160H141ZM147 161H148V160H147ZM147 161H146V162H147ZM159 161H160V160H159ZM172 161L174 162V159H173ZM172 161H171V164H172ZM13 162H14V161H13ZM13 162H11L12 165H13ZM46 162H47V161H46ZM46 162H43V164H42L43 167H44L43 169H46L45 167H47ZM75 162H77V161H75ZM80 162H81V161H80ZM91 162H92V161H91ZM108 162L105 163V164H106L105 167H107ZM126 162H128V161L125 160L124 163L116 162V161H115L114 164L117 165V163H118V165H119V164H121V165H125ZM130 162L127 163V164L130 165V164H131ZM187 162H188V160L186 161V164H187V165L185 164L186 167L189 165V162H188V163H187ZM190 162H191V161H190ZM233 162H234V163H233ZM14 163L17 164V163H19V161H18V162L16 161V162H14ZM110 163H109V164H110ZM137 163H138V161L136 162V164H137ZM142 163H144V162H141V166H144V168H145V164H146V163H144V165H143ZM168 163H169V162H168ZM181 163H180V166H181V165L183 166L184 164H183V163L181 164ZM15 164H14V165H15ZM44 164H45V165H44ZM52 164H53V163H52ZM68 164H69V163H68ZM75 164H77V163H75ZM79 164H80V163H79ZM81 164H82V163H81ZM81 164H80V165H81ZM90 164H91V163H90ZM90 164H89V165H90ZM97 164H98V163H97ZM100 164H102V160H101V163H100ZM103 164H104V163H103ZM103 164H102V165H103ZM136 164H135V165H134V164H131V166H132L131 168H133V165L136 166ZM138 164H140V162H139ZM173 164H174V163H173ZM176 164H177V161H176ZM176 164H175V165H176ZM178 164H179V163H178ZM178 164L176 165V167H178ZM10 165H11V164H10ZM89 165H88V166H89ZM115 165H113L114 167L112 166L114 169L118 167V165H117V166H115ZM146 165H148V164H146ZM190 165H191V164H190ZM18 166H20V164H18ZM29 166H31V167H34V166H35L36 169H32V168H30ZM36 166H37V167H36ZM53 166H54V165H53ZM65 166H66V165H65ZM77 166H78V165H77ZM88 166H87V167H88ZM99 166H100V165H99ZM103 166H104V165H103ZM138 166H139V165H138ZM148 166H149V165H148ZM172 166H174V165H172ZM172 166H171V168H172ZM180 166H179V167H180ZM185 166H184V167H185ZM263 166H264V165H263ZM263 166H261V167H263ZM6 167H7V166H6ZM63 167H64V166H62L61 169H62ZM70 167H73V165L70 166ZM70 167H69V168H70ZM81 167L83 168L82 165H81ZM109 167H110V166H109ZM121 167H122V171H123V168H124V167H123V166H121ZM157 167H160V166H157ZM184 167H183V168H184ZM15 168H16V166H15ZM23 168H21V169H23ZM49 168H50V167L48 166L47 171H48ZM64 168H65V167H64ZM107 168H108V167H107ZM126 168H127V166H126ZM129 168H130V167H129ZM129 168H128V169H129ZM138 168H139V167H138ZM142 168H143V167H142ZM142 168H141V169H142ZM149 168H151V167L149 166ZM154 168H155V167H154ZM154 168H152V169H154ZM173 168H175V167H173ZM183 168L181 167V169H183ZM187 168H188V167H187ZM28 169H29V170L31 169V172L35 170L34 172L37 173V174H39V172H40V174L38 175V178L36 177L37 179L40 180V182H41L40 184H38L39 181H38V182L35 181L36 178L33 177V176H35V175H34L35 173H34V172H32V173H34V174L30 173V171H29ZM37 169H38L39 172L37 171ZM53 169H54V168H53ZM101 169H102V166H101ZM103 169H106V168L103 167ZM103 169H102V170H103ZM166 169H168V168H166ZM176 169H177V168H176ZM176 169H175V170H176ZM242 169H243V167H242ZM50 170H51V168H50ZM62 170H63V169H62ZM62 170H61V171H62ZM68 170H70V169H68ZM93 170H95V169H93ZM99 170H100V169H99ZM102 170H101V172H102ZM109 170H110V172H111L112 169L110 168ZM115 170H116V169H115ZM118 170H119V169H117V171H118ZM126 170H127V169H126ZM126 170H125V171H126ZM135 170H137V168H136ZM135 170H134V171H135ZM143 170H144V169H143ZM143 170H142V171H143ZM146 170H147V172H148V169H146ZM149 170H150V169H149ZM156 170H157V171H156ZM156 170L154 169L153 172L155 171V172H157V174H158L160 171H158L159 169H157V168H156ZM160 170L163 171L161 167H160ZM169 170H170V169H169ZM169 170H166V171H169ZM258 170H259V168H258ZM260 170H261V168H260ZM260 170H259V172H260ZM16 171H17V170H16ZM42 171H44V172H42ZM53 171H54V170H53ZM57 171L60 172V170H57ZM105 171L107 172V169H106ZM119 171H120V170H119ZM128 171H129V170H128ZM171 171H172V170H171ZM177 171H178V170H176V172H177ZM237 171H238V172H237ZM263 171H264V169L262 168L261 172L263 173ZM48 172H49V171H48ZM106 172H105V173H106ZM110 172L108 171V174H109ZM112 172H113V171H112ZM112 172H111V174H112ZM130 172L132 173V171H130ZM145 172H146V171H145ZM150 172L152 173V170L149 171V173H150ZM155 172L153 173V174H154V177L152 176L153 178H152L148 173H146L147 176L144 174V176H146V178L149 177V178L146 179V181L148 180L147 183H146V181H145L144 178H141V179H144L145 186H147L146 184H148V183L150 182V180H151V181H153V180H156V181H157V179H154V178H159V177H156V173H155ZM163 172H165V170H164ZM163 172H161V173L163 174ZM172 172H175V171L173 170ZM176 172H175V174H177V173H178V174H179V173L181 174V172H183V171L181 170L180 172H179V171H178L177 173H176ZM188 172H189V171H188ZM191 172H189V174H188L189 176L191 175ZM249 172H250V171H249ZM259 172L257 171V173H254V174H253V172H252V174H253V176H254L255 178H256V177H257V178H260V176L262 175V173L260 172L261 175L258 176V174H260ZM5 173H6V172H5ZM14 173H15V172H14ZM51 173H52V172H51ZM55 173H56V170H55ZM83 173H84V172H83ZM105 173H104V175H105ZM114 173H115V172H114ZM114 173H113V174H114ZM121 173H122V174H121V175H122V178H124V177H123V176H124V175H123L124 172H121ZM126 173H128V172L126 171ZM136 173H138V172H136ZM143 173H144V172H143ZM167 173H168V172H167ZM169 173H171V172L169 171ZM194 173H195V172H194ZM194 173H193V175H194ZM203 173H202V174H203ZM250 173H251V172H250ZM46 174H47V172H46ZM62 174H63V173H62ZM95 174H96V173H95ZM102 174H103V173H102ZM108 174L106 173V175H105V179L107 178L106 176H107ZM134 174H135L134 172H133V175L131 174V175L133 176V178L135 177ZM140 174H142L141 171H140ZM153 174H152V175H153ZM162 174H161V177L163 176ZM164 174H165V173H164ZM184 174H186V173H184ZM195 174H197V173H195ZM199 174H201V173H198V175H199ZM246 174H245V177H248V176L251 177V176H250L251 174L248 175V176H246ZM248 174H249V173H248ZM256 174H257V176H256ZM10 175H11V174H10ZM32 175H33V176H32ZM65 175H66V174H65ZM114 175H115V174H114ZM121 175H120V176H121ZM127 175H128V174H127ZM137 175H138V174H137ZM137 175H136V176H137ZM148 175H149V176H148ZM168 175H170V174H168ZM168 175H165V176L168 177ZM172 175H174V174L172 173ZM172 175H171V176H172ZM181 175L183 176V173H182ZM186 175H187V174H186ZM188 175H187V176H188ZM193 175H192V176H193ZM3 176H4V175H3ZM25 176H26L27 178H26ZM41 176H42V175H41ZM55 176H56V175H55ZM85 176H88V175H85ZM98 176H99V175H98ZM108 176H109V175H108ZM111 176H112V175H111ZM115 176H116V175H115ZM120 176H117V179H118V177H120ZM157 176H160V175L158 174ZM165 176H163V178H165ZM175 176H177V175H175ZM178 176H179V175H178ZM178 176H177V177H178ZM182 176H181V177H182ZM187 176H186V178H187ZM212 176H211V177H212ZM12 177H13V179L15 178L13 175H12ZM12 177H10V179H11ZM30 177L34 178V180L31 178V180H32L31 183H33V185L29 183V181H30ZM50 177H51V176H50ZM89 177H90V176H89ZM94 177H95V176H94ZM102 177H103V176H102ZM125 177H126V176H125ZM140 177H143V176H140ZM169 177H170V176H169ZM203 177H204V176H203ZM263 177H264V176H263ZM263 177H262V178H263ZM0 178H1V177H0ZM103 178H104V177H103ZM122 178H121V179H122ZM130 178H131V176H130ZM130 178H129V179H130ZM133 178H132V179H133ZM178 178H179V177H178ZM207 178H208V177H207ZM236 178H237V179H236ZM240 178H241V175H240ZM1 179H2V178H1ZM3 179L5 180V177H4ZM3 179H2V180H3ZM13 179L11 180L12 182H13ZM26 179H27V180H26ZM43 179H44V178H43ZM51 179H52V178H51ZM54 179H55V178H54ZM95 179H96V178H95ZM95 179H94V180H95ZM112 179H113V177H112ZM117 179H116V180H117ZM126 179H127V178H126ZM137 179H138V178H137ZM139 179H140V178H139ZM166 179H167V178H166ZM168 179H169V178H168ZM173 179H174V178L172 177L171 180L173 181ZM175 179H176V178H175ZM175 179H174V180H175ZM183 179H184V176H183ZM198 179H199V177H198ZM238 179H239L240 181H239ZM244 179H245V178H244ZM6 180H7V179H6ZM14 180H15V179H14ZM48 180H50V179L48 178ZM48 180H47V181H48ZM97 180H98V178H97ZM159 180H160V179H159ZM163 180H164V179H163ZM179 180H180V179H179ZM236 180H238V181H236ZM248 180H249V178H248ZM248 180H247V178H246L245 181L248 182ZM254 180H255V179H254ZM7 181H8V180H7ZM7 181H5V182H7ZM24 181H27V184H26V182H24ZM43 181H44V180H43ZM51 181H52V180H51ZM51 181H50V182H51ZM74 181H75V180H74ZM102 181H104V179H102ZM106 181H107V180H106ZM114 181H115V180H114ZM122 181H123V180H122ZM124 181H125V180H124ZM126 181H128V180H126ZM126 181H125V183H126ZM156 181H155V182H152V183H154L155 185H157L158 183H156ZM165 181L168 182V180H165ZM169 181H170V180H169ZM172 181H171V182H172ZM177 181H178V179L176 180V183H177ZM180 181L183 183L182 180H180ZM187 181H188V180H187ZM201 181H202V180H201ZM203 181H205V177H204ZM245 181H242V182L244 183ZM3 182H4V181H3ZM9 182H10V180H9ZM15 182H16V181H15ZM21 182H22V183L24 182V185H25V184H26V185H25V186H24L23 184L21 185ZM34 182H35V183H34ZM48 182H49V181H48ZM97 182H98V181H97ZM100 182H101V180H100ZM128 182H130V181H128ZM128 182H127V183H128ZM133 182H134V181H133ZM136 182H137V181H136ZM144 182H143V184H144ZM158 182H159V181H158ZM160 182H161V181H160ZM191 182H192V180H191ZM209 182H210V181H209ZM247 182H246V183H247ZM28 183H29V184H28ZM45 183H47V182L45 181ZM94 183H95V182H94ZM104 183L106 184L107 182H104ZM138 183L142 184L141 181H138ZM138 183H137V184H138ZM162 183L164 184L163 181H162ZM169 183H170V182H169ZM172 183H174V181H173ZM172 183H171V184H172ZM185 183H186V181H185ZM185 183H184L183 185H185ZM188 183L190 184V181H188ZM206 183H207V182H206ZM246 183H245V184H246ZM250 183H251V182H250ZM2 184H4V183H2ZM8 184H9V183H8ZM15 184H16V185H15ZM17 184H20L21 186H20V185H17ZM54 184H55V183H54ZM91 184H92V183H91ZM107 184H109V183H107ZM114 184H115V183H114ZM135 184H136V183H135ZM140 184H138L136 187L139 188V185H140ZM166 184H167V183H166ZM208 184H211V183H208ZM236 184H237V186H238V183H236ZM245 184H244V187H245ZM247 184H248V183H247ZM253 184H254V183H253ZM4 185H6V184H4ZM46 185H47V184H44L43 187L46 186ZM65 185H66V184H65ZM95 185H96V184H95ZM100 185H102V183H101ZM159 185H160V184H159ZM174 185H175V184H174ZM176 185H177V184H176ZM176 185H175V188H176ZM178 185H179V184H178ZM178 185H177V187L179 188V186H181V185H179V186H178ZM183 185H182V186H183ZM6 186H7V185H6ZM18 186L20 187L19 190L24 189V190H21L22 193H21V191L16 190V189H18ZM22 186H24V187L21 188ZM91 186H92V185H91ZM105 186H106V185H105ZM110 186H111V185H110ZM122 186H123V185H122ZM122 186H121V187H122ZM130 186H131V185H130ZM130 186L128 185L129 188H131ZM145 186H144V187L140 186V187L145 188ZM169 186H170V185H169ZM172 186H173V185H172ZM186 186H187V183H186ZM190 186H192V185L190 184ZM233 186L236 187L235 185H233ZM256 186H258V185H256ZM262 186H263V185H262ZM40 187H39V188H40ZM77 187H78V186H77ZM92 187H93V186H92ZM111 187H112V186H111ZM113 187H115V186H113ZM136 187H135V185H134V188H136ZM183 187H184V186H183ZM212 187H210V188H212ZM227 187H229V188H227ZM231 187H232V186H231ZM239 187H241V186H239ZM239 187H238V188H239ZM258 187L262 188L261 186H258ZM258 187H257V188H258ZM15 188H16V189H15ZM29 188H30V187H29ZM37 188H36V189H37ZM63 188H64V187H63ZM65 188L68 189V186H67V187L65 186ZM116 188H117V187H116ZM125 188H126V186H125ZM159 188H160V187H159ZM184 188H185V187H184ZM191 188H192V187H191ZM232 188H233V187H232ZM54 189H55V188H54ZM54 189H53V191H54ZM58 189H60V188H58ZM156 189H157V188H156ZM181 189H182V187H181ZM214 189H215V188H214ZM40 190H41V189H40ZM138 190H139V189H137V191H138ZM150 190H151V189H150ZM154 190H155V189H154ZM193 190H194V189H193ZM206 190H207V192H206ZM210 190H211V189H210ZM260 190H261V189H260ZM2 191H3V189H2ZM23 191H25V192H23ZM33 191H35V193H37L36 190H33ZM38 191H39V190H38ZM41 191H42V190H41ZM55 191H56V190H55ZM115 191H116V190H115ZM115 191H114V192H115ZM126 191H127V190H126ZM134 191H136V190H134ZM139 191H140V190H139ZM145 191H146V190H145ZM151 191H153V189H152ZM211 191H212V190H211ZM226 191H227V190H226ZM228 191H229V190H228ZM230 191H231V189H230ZM235 191H237V190L235 189ZM17 192H18V194H17ZM19 192H20L21 194H20ZM39 192H40V191H39ZM64 192H65V191H64ZM103 192H104V191H102V193H103ZM116 192H119V191H116ZM128 192H130V191H128ZM128 192H127V193H128ZM141 192H142V191H141ZM143 192H144V189H143ZM146 192H147V191H146ZM197 192H198V190H197ZM197 192H196V190H195V194H196ZM233 192H234V191H233ZM23 193H25V194H23ZM56 193H57V192H56ZM66 193H67V192H66ZM99 193H100V192H99ZM105 193H106V191H105ZM108 193H109V192H108ZM110 193H111V192H110ZM119 193H120V192H119ZM121 193H124V192H121ZM125 193H126V192H125ZM135 193H136V192H135ZM148 193H149V192H148ZM16 194H17V195H16ZM19 194H20V196H19ZM103 194H104V193H103ZM116 194H117V193H116ZM138 194H139V192H138ZM141 194H142V193H141ZM149 194H150V193H149ZM149 194H148V195H149ZM151 194H152V192H151ZM197 194H198V193H197ZM228 194H229V193H228ZM230 194H231V192H230ZM235 194L237 195V193H235ZM235 194H234V195H235ZM5 195H6V194H5ZM5 195H4V196H5ZM8 195H6V196H8ZM130 195H131V194H130ZM136 195H137V194H134V196H136ZM139 195H140V194H139ZM226 195H227V194H226ZM231 195H232V194H231ZM17 196H19V198H18ZM132 196H133V194H132ZM132 196H130V197H132ZM134 196H133V198H134ZM22 197H23V196H22ZM65 197H66V195L64 196V198H65ZM128 197H129V196H128ZM136 197H137V196H136ZM62 198H63V197H62ZM147 198H148V197H147ZM231 198H232V196H231ZM130 199H131V198H130ZM10 200H9L8 202H10ZM1 201H2V200H1ZM15 201H16V200H15ZM18 201H20V199H19ZM196 201H198V200H196ZM2 202H4V200H3ZM12 202H13V201H11V203H12ZM133 202H134V201H132V203H133ZM141 202H142V201H141ZM236 202H237V201H236ZM236 202H235V203H236ZM242 202H243V201H242ZM261 202H262V201H261ZM16 203H17V202H16ZM16 203H15V204H16ZM20 203H21V202H20ZM20 203H19V204H20ZM136 203H138V201H137ZM196 203H197V202H196ZM243 203H244V202H243ZM245 203H246V202H245ZM6 204H7V203H6ZM202 204H201V205H202ZM220 204H221V203H220ZM262 204H263V203H262ZM10 205H11V204H10ZM136 205H137V204H136ZM136 205H135V206H136ZM201 205H200V207H201ZM203 205H202V206H203ZM250 205H251V204H250ZM1 206H2V205H1ZM3 206H4V205H3ZM17 206H18V205H17ZM138 206H139V205H138ZM208 206H207V207H208ZM234 206H235V205H234ZM246 206H247V205H246ZM262 206H263V205H262ZM9 207H10V206H9ZM15 207H16V206H15ZM132 207H133V206H132ZM139 207H140V206H139ZM139 207H136V208L139 209ZM197 207H199V204H198ZM209 207H208V209H210V211H211L212 209L209 208ZM229 207H230V206H229ZM235 207H236V206H235ZM20 208H21V207H19L18 209H20ZM136 208H135V209H136ZM194 208H195V206H194ZM244 208H245V207H244ZM250 208H251V207H250ZM254 208H255V207H254ZM18 209H17V210H18ZM77 209H78V207H77ZM77 209H76V212H75V213H76V216H77ZM196 209H197V208H196ZM198 209H199V208H198ZM198 209H197V210H198ZM236 209H237V208H236ZM236 209H235V210H236ZM240 209H241V208H240ZM10 210H11V209H10ZM74 210H75V209H74ZM201 210H202V209H201ZM201 210H200V211H201ZM237 210H238V209H237ZM242 210H244V209H242ZM245 210H246V209H245ZM254 210H255V209H254ZM66 211H67V209H66ZM82 211H83V209H82ZM90 211H91V210H90ZM205 211H207V209H206ZM213 211H214V210H213ZM220 211H221V210H220ZM240 211H241V210H240ZM248 211H250V210H248ZM11 212H12V211H11ZM80 212H81V211H80ZM86 212H87V211H86ZM208 212H209V211H208ZM243 212H244V211H243ZM246 212H247V211H245V213H246ZM251 212H252V211H251ZM12 213H13V212H12ZM12 213H11V214H12ZM17 213H18V212H17ZM73 213H74V212H73ZM75 213H74V214H75ZM87 213H88V212H87ZM232 213H234L233 210H232ZM239 213H240V212H239ZM11 214H10V215H11ZM15 214H16V213H15ZM42 214H43V213H42ZM90 214H91V213H90ZM212 214H213V213H212ZM219 214H220V213H219ZM222 214H223V213H222ZM222 214L219 215L218 220H219V221H222V222H224L225 220L228 221L227 223H230V224H229V225H230V228L233 229V227H234V223L236 222V219H237V218H236L235 216H229V217H226L224 214H223V215H222ZM234 214H235V213H234ZM13 215H14V214H13ZM44 215H45V214H44ZM44 215H43V216H44ZM81 215H82V214H81ZM242 215H243V213H242ZM242 215H241V216H242ZM245 215H246V214H245ZM247 215H248V214H247ZM211 216H212V215H211ZM47 217H48V215H47ZM80 217H82V216H80ZM158 217H159V215H158ZM213 217L215 218V216H213ZM245 217H247V216H245ZM251 217H253V218H258V217H256V216H255V217H254V216H250V219H252ZM4 218H5V217H4ZM38 218H39V217H38ZM77 218H79V217L77 216ZM162 218H163V216H162ZM162 218H161V219H162ZM241 218H243V216H242ZM39 219H41V218H39ZM92 219H94V218H92ZM161 219H160V220H161ZM215 219H216V218H215ZM215 219H213V220L215 221ZM34 220H35V219H33V221H34ZM51 220H52V219H51ZM78 220H79V219H78ZM166 220H167V219H166ZM213 220L211 219V221H213ZM243 220H244V218H243ZM243 220H242V221H243ZM245 220H246V219H245ZM258 220H259V219H258ZM39 221H41V220H39ZM42 221H43V220H42ZM249 221H251V220H249ZM35 222H36V221H35ZM68 222H69V221H68ZM94 222H95V221H94ZM251 222H252V224H253L254 221H251ZM251 222H250V223H251ZM37 223H39V222L37 221ZM63 223H64V222H62V225H63ZM219 223H220V222H219ZM256 223H257V222H256ZM258 223H259V222H258ZM217 224H218V223H217ZM224 224H225V222H224ZM235 224H236V223H235ZM238 224H239V223H238ZM244 224H245V222H244ZM244 224H243V225H244ZM252 224H251V225H252ZM38 225H39V224H38ZM51 225H52V224H51ZM215 225H216V224H215ZM225 225H227V224H225ZM225 225H224V227H225ZM246 225H247V224H245V226H246ZM253 225L255 226V224H253ZM259 225H260V224H259ZM261 225H262V224H261ZM157 226H158V225H157ZM159 226H160V224H159ZM221 226H222V225H221ZM235 226H236V225H235ZM237 226H238V225H237ZM237 226H236V227H237ZM239 226H240V225H239ZM247 226H249V228L251 227L249 224H248ZM256 226H257V224H256ZM37 227H38V226H36V228H37ZM52 227H53V225H52ZM212 227H213V226H212ZM218 227H219V226H218ZM228 227H229V226H228ZM215 228H216V227H215ZM225 228H227V227H225ZM234 228H235V227H234ZM253 228H254V227H253ZM253 228H252V229H253ZM40 229H41V228H40ZM210 229H211V227H210ZM210 229H205V231L207 232V230H210ZM236 229L239 230V229H241V227H239V229H238V228H236ZM252 229H251V230H252ZM257 229H258V228H257ZM47 230H48V229H47ZM214 230H215V229H214ZM216 230H217V229H216ZM223 230H224V229H223ZM223 230H221V233H222ZM228 230H230V229H228ZM228 230H227V233L229 232ZM233 230H235V229H233ZM237 230H236V231H237ZM242 230H243V228H242ZM242 230H241V231H242ZM254 230H256V229H254ZM25 231H26V230H25ZM73 231H74V230H73ZM195 231H196V230H195ZM195 231H194V234H195ZM201 231H202V230H201ZM201 231H200V232H201ZM205 231H204V233H205ZM210 231H211V230H210ZM217 231H218V230H217ZM243 231H244V230H243ZM246 231H247V229H246ZM27 232H28V231H27ZM27 232H26V233H27ZM198 232H199V229H198ZM198 232L196 231V233H198ZM212 232H213V231H212ZM223 232H224V231H223ZM230 232H231V231H230ZM233 232H234V231H233ZM233 232H232V233H233ZM238 232H240V231H237V233H238ZM248 232L251 234V235L249 234V236H252V235H253V234H252L253 232L251 233L250 230L247 231V233H246V232H245V233L248 234ZM254 232H255V231H254ZM208 233H209V232H208ZM208 233L205 234V236H207ZM210 233H211V232H210ZM213 233H214V232H213ZM225 233H226V231H225ZM225 233H223V234H224V238H225V235L227 234V233H226V234H225ZM232 233H231V235H232V237H233V234H232ZM235 233H236V232H234V234H235ZM237 233H236V234H237ZM242 233H243V232H242ZM68 234H69V233H68ZM194 234H193V235H194ZM215 234H217V232H216ZM240 234H241V233H240ZM262 234H263V233H262ZM28 235H29V234H28ZM200 235H202V233H201ZM237 235H239V234H237ZM116 236L118 237V235H116ZM196 236H197V234H196ZM196 236H195V238H196V241H197L198 236H197V237H196ZM202 236H204V234H203ZM214 236H216V235H214ZM218 236H219V238H220V235H217L216 237H218ZM246 236H247V235H246ZM249 236H248V237H249ZM61 237H62V236H61ZM199 237H200V236H199ZM209 237H210V236H209ZM226 237H227V235H226ZM230 237H231V236H230ZM234 237H237V236H234ZM234 237H233V238H234ZM241 237H243L242 234H241V236L239 237V239L237 238L238 241H237V240H236V241H237V242H240L239 240H243ZM20 238H21V237H20ZM20 238H19V239H20ZM23 238H24V237H23ZM111 238H113V237H111ZM202 238H203V237H202ZM219 238H218V240H219ZM240 238H241V239H240ZM243 238H244V242L247 243V242L245 241L246 238H245V237H243ZM19 239H18V240H19ZM106 239H107V238H106ZM109 239H110V238H109ZM206 239H208V237H206L205 240H206ZM213 239H214V237H213ZM215 239H216V238H215ZM231 239H232V238H230V239L228 238V240H230V241H231ZM107 240H108V239H107ZM107 240H106V242H107ZM112 240H113V239H112ZM112 240H111V241H112ZM203 240H204V239H203ZM228 240H227V241H228ZM247 240H248V238H247ZM249 240H250V239H249ZM251 240H252V239H251ZM12 241H13V240H12ZM200 241H201V240H200ZM200 241H198V242H200ZM221 241H222V237H221ZM224 241H225V240H224ZM224 241H223V242H224ZM227 241H226V246L228 245V244H227ZM262 241H263V239H262ZM74 242H75V241H74ZM209 242H211V241H208V243H209ZM219 242H220V241H218V245H219ZM233 242H235V240H234ZM241 242H242V241H241ZM250 242H251V241H250ZM253 242H254V241H253ZM256 242H257V238H256ZM259 242H260V241H259ZM99 243H100V242H99ZM203 243H205V242H203ZM203 243L200 242V244H203ZM215 243H216V240H215ZM215 243H213V244H214L213 246H217V244L215 245ZM220 243H221V242H220ZM228 243L230 244L231 242L228 241ZM248 243H249V241H248ZM262 243H263V242H262ZM37 244H38V243H37ZM55 244H56V243H55ZM97 244H98V243H97ZM97 244H95V245L98 246ZM195 244H196V243H195ZM197 244H198V243H197ZM233 244H234V243H233ZM233 244H232V245H233ZM235 244H239V243H235ZM251 244H252V243H251ZM259 244H260V243H259ZM263 244H264V243H263ZM263 244H262V245H263ZM57 245H58V243H57ZM60 245H61V244H60ZM60 245H58V246H60ZM95 245H94V246H95ZM206 245H207V243L205 244V246H206ZM209 245H210V244H209ZM223 245H225V244L223 243ZM249 245H250V244H249ZM262 245H261V246H262ZM11 246H12V245H11ZM36 246H37V245H36ZM94 246H93V247H94ZM195 246H196V245H195ZM201 246H202V245H201ZM213 246H209V250H210V247L213 248ZM234 246H235V245H234ZM236 246H237V245H236ZM241 246H242V245H241ZM250 246H251V248H252V245H250ZM56 247H57V246H56ZM63 247H66V250H67V246H63ZM196 247H197V246H196ZM202 247H204V245H203ZM202 247H201V248H202ZM217 247H218V246H217ZM229 247H230V246H229ZM231 247H232V246H231ZM242 247H243V246H242ZM245 247H246V246H245ZM257 247H258V246H257ZM25 248H26V247H25ZM25 248H24V249H25ZM35 248H36V247H35ZM68 248H69V247H68ZM95 248H96V247H95ZM212 248H211V249H212ZM214 248H215V247H214ZM218 248H219V247H218ZM220 248H222V247L220 246ZM237 248H240V247H237ZM255 248H256V247H255ZM259 248H261V247L259 246ZM2 249H3V248H2ZM5 249H6V248H5ZM69 249H72V247L69 248ZM69 249H68V251H69ZM73 249H74V248H73ZM92 249H94V248H92ZM225 249H226V248H225ZM225 249H224V251H226ZM231 249H234V248H231ZM243 249H244V248H243ZM249 249H250V247L247 248V250H249ZM50 250H51V248H50ZM50 250H48V251H50ZM57 250L60 251L61 249H58V248H57ZM57 250H55L56 252L53 250V251L55 252V253H53V254H54L53 256H55V254H60V253L63 251V250H62L61 252H57ZM76 250H77V249H76ZM76 250H75V251H76ZM171 250H172V248H171ZM217 250H218V249H217ZM217 250L214 251V249H212V251H214V252H217ZM221 250H222V252H223V249H221ZM221 250L219 249L220 253H222ZM241 250H242V249H241ZM255 250H256V249H255ZM255 250H254V251H255ZM257 250H258V248H257ZM28 251H29V250H28ZM31 251H32V250H31ZM44 251H45V250H44ZM46 251H47V250H46ZM46 251H45L44 253H46ZM114 251H115V250H114ZM114 251H113V252H114ZM196 251H199V250H196ZM207 251H208V250H207ZM210 251H211V250H210ZM210 251H209L208 253H206V250H205V253H206V254H209ZM229 251H230V248H229ZM243 251H244V250H243ZM243 251H242V252H243ZM251 251H252V250H251ZM40 252H41V250H40ZM77 252H78V251H77ZM202 252H203V251H202ZM202 252H200L199 255H201ZM214 252H213V254H214ZM242 252H241V253H242ZM248 252H249V251H248ZM47 253H48V252H47ZM63 253H64V252H62V256H64ZM72 253H74V252H72ZM78 253H79V252H78ZM205 253H203V254H205ZM234 253H235V252H233L232 254H234ZM252 253H253V252H252ZM252 253H251V254H252ZM255 253H257V252H255ZM66 254H67V253H66ZM76 254H77V253H76ZM81 254H82V253H81ZM224 254H225V252H224ZM249 254H250V253H249ZM9 255H10V254H9ZM11 255H12V254H11ZM28 255H30V254H28ZM28 255H26V257H27ZM44 255H46V254H43L42 256L44 257ZM50 255H52V252H51V254H49V256H50ZM69 255H70V254H69ZM73 255H75V254H73ZM197 255H198V254H197ZM199 255L197 256V260H198ZM211 255H212V254H211ZM214 255H216V254H214ZM217 255H218V257H219V254H217ZM217 255H216V256H217ZM226 255L228 256V254H226ZM234 255H235V254H234ZM234 255H233V256H234ZM243 255H244V253H243ZM245 255H246V254H245ZM5 256H6V255H5ZM31 256H32V255H31ZM46 256H47V255H46ZM49 256H48V257H49ZM53 256H51V257H52V259H53V261H54V257H53ZM62 256H61V258H62ZM67 256H68V255H67ZM67 256H66V257H67ZM75 256H76V255H75ZM110 256H111V255H110ZM220 256H221V255H220ZM230 256H232V255L230 254ZM230 256H229V258H230ZM240 256H241V255H240ZM6 257H7V256H6ZM34 257H35V256H34ZM56 257H57V255L55 256V259H56ZM58 257H60V256H58ZM69 257H70V256H68V259H69ZM200 257H201V256H200ZM202 257H203V256H202ZM211 257H212V256H211ZM245 257L248 258L247 255H246ZM27 258L31 260V257L29 258V256H28ZM44 258H46V257H44ZM61 258H58L57 260H61ZM209 258H210V255H209ZM221 258H223V257L221 256ZM225 258H226V257H225ZM253 258H254V256H253ZM35 259H36V258H35ZM70 259L72 260V255H71V258H70ZM77 259H79V258L76 257V258H75V261L73 260L72 263H73V264H74V262H78V263H80V262H79L80 260H77ZM200 259H202V258H200ZM210 259H211V258H210ZM210 259L207 261V263L210 261ZM212 259L216 262L214 256L212 257ZM217 259H218V258H217ZM256 259H257V258H256ZM76 260H77V261H76ZM183 260H184V259H183ZM183 260H182V261H183ZM204 260H205V259H202V262H204ZM218 260H219V262H220V259H218ZM231 260H232V259L230 258L229 261H231ZM241 260H242V259H241ZM35 261L38 262V263L40 262V260H39V261L35 260ZM35 261H34V263H35ZM66 261H67V260H65V264H69V263L72 264L71 262L66 263ZM193 261H194V258H193ZM236 261H237V259H236ZM252 261H253V260H252ZM10 262H11V261H10ZM10 262H9V263H10ZM22 262H23V261H22ZM44 262H45V259H44ZM44 262H43V263H44ZM49 262H52V261H49ZM58 262H60V261H58ZM62 262H64V261H61V263H62ZM177 262H178V264H179L180 260L178 259ZM183 262H184V261H183ZM217 262H218V261H217ZM221 262H222V260H221ZM238 262H239V260L236 262V264H237ZM246 262H248V260L245 258V263L243 262L242 264H247ZM249 262H250V260H249ZM255 262H256V261H255ZM52 263H53V262H52ZM52 263H51V264H52ZM61 263H60V264H61ZM192 263L194 264V262H192ZM207 263L204 262L203 264H207ZM226 263H227V261H226ZM10 264H11V263H10ZM13 264H14V263H13ZM24 264H25V261H24ZM35 264H36V263H35ZM40 264H41V263H40ZM47 264H48V259H47ZM56 264H57V263H56ZM84 264H87V263L84 262ZM180 264H181V262H180ZM185 264H186V261H185ZM208 264H209V263H208ZM227 264H229V262H228ZM230 264H231V263H230ZM238 264H241V261H240V263H238ZM248 264H249V263H248Z\"/></svg>",
    "mask_w": 264,
    "mask_h": 264
}]
</instances>
